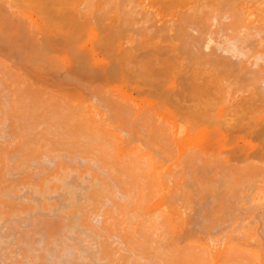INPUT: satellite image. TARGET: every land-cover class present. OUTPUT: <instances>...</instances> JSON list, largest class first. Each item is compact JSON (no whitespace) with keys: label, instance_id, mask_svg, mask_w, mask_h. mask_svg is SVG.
<instances>
[{"label":"bare ground","instance_id":"obj_1","mask_svg":"<svg viewBox=\"0 0 264 264\" xmlns=\"http://www.w3.org/2000/svg\"><path fill=\"white\" fill-rule=\"evenodd\" d=\"M123 1L124 2H122V1L119 2V3H124V4L118 5V7H119L118 8L116 6L118 4L117 3L118 0H106V1H102V0H0V7H2V9L0 10L1 15H3L2 14L3 9H5L4 11L5 12L7 11V13H9L13 17V20H15L14 18L17 19L14 22H16L18 20H22V22H20V24L25 23L22 25L23 27H25V29L24 28L22 29L21 28L22 26L20 27V25L18 24L19 25L18 28H21V31L19 29L18 30H19L20 34L21 33L24 34L27 32L28 36L26 34H24L22 36H24L26 38V40L29 41V39H30L32 41V47L31 48H33V49L31 51V54L33 56L35 55V57L29 58L30 55L26 56V54H25L27 52L24 53L25 56L22 55L23 53L21 54L23 56V57L21 56L22 60H23V58L26 57V59L29 60L30 63L31 62L33 63L32 66H33V69H35V71L33 70L35 73L33 71H30V68H29V71L33 72L34 75L33 74L31 75L30 72H28L30 75L26 74L25 71H27L28 69L24 70L25 68L23 66L15 67L16 64L14 61H13V63L15 65L13 63H12L13 65H12L11 64L12 60H11V62L7 60V58L10 60V57L7 56V58H6L4 53H2V55L4 54V56H3L4 58L0 55V126L2 125V127H3L5 125L4 127H6V129H5L6 131L5 130L4 131H5V133H7V135L5 134L6 135L5 136L4 132H3L2 135H0V137L1 136H2V138L8 137L6 139L0 138V217H1V215H3L2 213H4V211H5L3 209L1 212V208L5 207L7 209L6 206L7 205L9 206V204L11 205V208L14 211L10 210L11 208H9L10 207L9 206L8 207L9 209L7 210L8 213H6V214L4 213V215L5 216L10 215L11 216L12 214L9 213V211L10 212L12 211L14 213V216L17 214V212H19L18 214H19V216H21L20 215L21 211L16 210L15 209L16 207L14 208V206H18V205L20 206V204L23 203L22 201L26 200L27 198L24 199V197H22L19 193L18 195L24 199L23 200L20 198V200H21L20 201V200H18L19 199V197H17L18 195L16 196V193H14V190H17V189H15L16 188L15 184L17 183V180H15V181L12 180V177H13V175L15 176V174H16V176H18V175L20 176V174L17 171L20 172V170H22L23 172H25L24 174H27L28 170L30 169L31 171L34 172L33 174H38V177H37V175H34L38 178L37 181H35V182H34V180L36 179V177L32 176V177H34V179L32 178V182H34V183H32V182L30 183L31 177H29V176L32 173H30V175L28 177H26V176L29 173L27 175H24L25 176V177H23L24 180H23V178L22 179L20 178L22 181L19 179L20 182L18 180V183H17V185H19V183H20V186H18V187H20V189L17 187L19 190H21V187H23V186H21V182L24 183L23 181H26L29 178L30 181L26 182L25 184L29 183V185L27 184L28 186L27 185L26 186H27V188L28 187L30 188L31 193L34 191L35 193L33 192V194H36V193L41 194V192H43L42 190H44V192H46V193L48 192L47 195H49V192L52 190L53 186L51 185L52 186L51 190L48 189L49 191H47V190H45L44 185L48 184V185H46V188H49V183L50 184L53 183V185L55 183L56 186L61 185V187H62L63 184H60V183L65 182L64 180L67 176L65 177L64 175H66L67 173H70V174L73 173L72 175L73 176L75 175L76 178L79 175V177L82 179H84V177L86 175V176H88L87 179H89V181L87 179H84V181L85 180L88 181V182H86V184H88L87 188H90V193L89 194L87 193V192H89V189H88V191L86 192L87 195L86 194L84 195V197H85L84 200L81 198V200H83L82 203L80 202L81 200H79L80 206L78 208V207H76V205L79 204L78 200H77V202L72 200V198L74 197L73 194L75 191L72 192L73 194L69 192V194L67 196L71 195L69 198H71L72 196L73 197L70 200L67 198V201L69 200V202L71 201L73 203L74 202H76V203L75 204L71 203V207L68 208V210L66 208L65 209L67 211H70V213H72L71 216H73V217L75 216V213L77 215L78 214L80 215V216L76 215L78 217V219H76L77 217L75 216L76 218L74 217L75 219H74V221L73 220L72 221L75 222L74 223L75 225H77V224H78L77 226L80 225L79 226L80 228L83 227L84 229H81L83 231L87 228V226L90 225V224L88 225L87 222L89 221V219L93 213H94L93 216L95 215L99 219L98 220L96 217H94V218L92 217L90 219V221L92 220L94 222L95 218H96V222L97 221L99 222V226L96 223H91L92 221L90 222L92 225L95 224L94 229H96V230H94V229L90 230L91 237L93 235H95V236H94V238H90L88 240L86 239V241H85L88 244L89 243L93 244V242L95 240L96 245L93 244V248L94 247L96 248V246L98 244V247L96 248L97 250H95V248L94 249L92 248L93 250H95L94 252L96 253V255H95L96 258H95V256H93V259L95 258L97 262L94 259L93 260V261H95L94 263H97V264L98 263L99 264H264V158H263L264 153L262 154V152H261V150H263V149L257 150L258 146L260 148H264V144L262 142L263 139L261 140V144H259L260 139L262 138L261 135L264 136V134H263L264 131L262 132L261 131L262 127L259 126L260 129L256 130V132H258V134H260V133H262V134L261 135L257 134L258 137L255 136V132L254 133L250 132L251 129L253 131L254 128H256L258 126L259 122H261L259 125H261V124L264 125V108H263L264 107V92H263L264 90L260 91L259 87H258V85L261 84L260 89L261 90L263 89L262 86H264V85L262 83L264 82V79L261 76H259L263 79V80H261V79L259 80V77H257L258 73L263 76L262 73L264 72V65H262V63H264L263 62L264 61V53H261V52H264L263 51V49H264V31H263L264 10H263V7L261 5V4H264V0H262L263 2L260 0H258V2H257L255 0L256 3H258V5L257 4L254 5L255 4L253 2L254 0H252L253 4L251 3V0L248 3H246L247 0H244L243 2H245L246 4L243 3V5L241 4L242 0H240L241 3L239 2V0H238L239 3H237V0H235L236 1L235 3L233 2L234 0H232V1L231 0H229V1L228 0H222V1L221 0H188V1L187 0H154L157 2V4H156V2H154L152 0H148V1H151L150 5H149V3L146 2L147 0L146 1L144 0L147 7L144 5V1H142V0H135L137 2H140L141 4L134 2V0H132V2H130L131 0H128L130 3L126 2L125 0H123ZM186 1H187V3H186ZM190 1H191V3H188ZM214 1H216V2H214ZM230 1H231V3L234 4V6H237L236 3L239 5L241 4V5L240 6L238 5L239 7L236 8L237 9L236 10L235 7L233 6V4L230 3ZM152 2L156 5L155 6H154V4L152 5ZM158 2L161 5V7L158 6ZM183 2H185V3H183ZM249 3H251V5H249ZM139 4H140V7H139ZM244 4L247 6H245ZM151 5L154 6L153 10H152ZM230 5H232V7H234L235 11L232 10L233 8L230 9L231 8ZM252 5H254V6H252ZM148 6H151V7H148ZM248 7H250V10ZM253 7L254 8L256 7V9H258V12H259V8H260L261 14L260 15L258 14V15L260 17V20H262L261 21L262 24L259 23L260 20H258L259 18L257 17V14H256L257 10L255 11L256 15L253 14V12L255 10ZM137 8L141 9V11L143 13L140 12V10H138ZM148 8H150V9H148ZM154 8H156V9H154ZM158 8H161V9L163 8V10L158 9ZM251 8H253L252 9L253 12H251ZM159 10L162 12L163 15L161 14V12ZM144 12H145V14H144ZM134 13L135 14L137 13L138 17H140V15H142V17H140L142 22L137 17V14H136L135 18H138L137 19L138 22L136 21V19H134V21L131 22L132 17L130 15H132V14L135 15ZM98 15H100L99 18H101L100 23L102 22V20L104 21V23L102 22L103 23L102 25L100 24L101 27H100V25L96 24L97 22L95 19L100 20L97 17ZM120 15H121V17H124V16L126 17V18H124V20L127 19L124 21V20H121L122 18H119V19L117 18L120 22L123 21L122 25L117 19L115 22H113V20H115V18H113V17H118ZM128 15L130 16L131 20L129 18H127ZM109 16L112 18H110ZM8 17H10V16L4 17L6 19L5 20L6 22H4L2 20L3 17L1 16V20H2L1 22L2 23H0V25L4 24V23H6V24L9 23L8 26L7 25H5L3 27H2V25L0 26L3 28V29L0 28L1 32H2V30H6L7 27H10V23L13 22L11 20L12 17L11 18H8ZM108 18L112 21L110 22V20H108ZM211 19H212V21H214V19H216L215 21L217 22V24H216V22L214 23L216 25V26L213 25V26H215L214 28L212 26V22L210 21ZM106 20H108V22H105ZM128 20H129V23L130 22L132 23L134 30H135V28H138V29H136L137 31L135 30L137 35H135L134 32L133 33L131 32V35H128L130 33L125 35V32L126 31L128 32V27L125 26V28H124V25H125L124 23L126 21L128 22ZM7 21H9V22H7ZM117 21H118V23H120L117 27L120 26L119 28H121V26H123V28H121V29L116 28L117 30L113 29L114 25L112 26V24H115ZM139 21L141 22V25H140ZM257 21H258V23H257ZM14 22H13V27L15 28L16 27L15 25H17V24L14 25ZM17 23H19V21ZM135 25H137V26H135ZM209 25H211V26H209ZM104 26L106 27V29L108 28V30H109L108 32H107V30L105 32ZM107 26H109V27H107ZM110 26H112L113 28ZM129 27L133 29V27H131V25ZM188 27H189V30H195L196 35H194L193 31L189 32ZM210 27H212V29ZM4 28H6V29H4ZM14 28H11V30L9 28L7 29L8 31L10 30L13 32V35H11V36L9 35L8 37L12 38L13 36H15V34H17V33H14L15 30H12ZM97 28H99V29H97ZM100 29L102 30L101 31L102 33L103 32L108 33V34L103 33V35L105 34L104 39H103V37H101ZM124 29H127V30H124ZM159 29H162V30H159ZM253 29H255V30H253ZM18 30H16V31H18ZM22 30H24V32ZM77 30H80L81 32L77 31ZM113 30L117 31L115 33H120L119 38L123 37L121 41H120L121 38L119 39L120 43H123L122 44L123 46L121 44L119 45V43H118L119 41L117 42L115 40V39H118L117 38L118 36H116V34H114ZM119 30H121V31H119ZM251 30H253L255 32H253ZM6 31H3V33H5ZM110 31H112L113 33H111ZM138 31L140 32V34ZM170 31L171 32L174 31V33H171ZM175 32L177 33L178 40L174 39V37H175L174 34H176ZM216 32H217V34L219 32H222L223 36L221 37V39L219 37H217V35H215ZM78 33H80V35ZM207 33H208L207 39H206L207 44L208 43L211 44L210 43L211 39L215 40L217 38V40L218 39L220 40V41L215 40L216 43H215V45H213V48H215V51L216 50L220 51L219 52L220 54L218 53L217 57L220 55H223L222 52H224V55L226 56V58H228L229 56H230L229 58H233V59L238 57L239 61L241 60L240 62H242V63H240L238 60H236V61H238L239 64L237 62L235 63V60H234L233 63H228V65H230V67L227 65V67H228L227 68L226 64L224 63V60H223L225 58V56H224V58L222 57V59L220 58V60H219V57L216 58V56H215V60H214V57H212V55H210L209 52L208 53L210 56L206 53H204V56L205 55L209 56L210 59L205 58L206 56L205 57L200 56L203 59L202 58L200 59V57L198 59L197 58L193 59V57H197V56H194V54L196 55L197 53H199V52H197V53L194 52L195 49H194V51L191 50L193 48L192 43H194V44L196 43L193 41H197V39H199L201 36H202L201 38H203L204 34L206 36ZM250 33H252V34H250ZM254 33L255 34L257 33L258 35L256 34V36H259V37L257 38L254 35ZM8 34H9V32H8ZM8 34H4V35H0V36L3 37V36L8 35ZM82 34H83V36H82ZM212 34H214V35H212ZM219 34H221V33H219ZM163 35H165V36H163ZM166 35H169V37H171V35H174V36L171 38H166V37H168ZM53 36H54V39H55V36H57L56 37L57 40L60 37L59 40L61 42L63 40L66 43L68 42V44L67 45L65 44L66 46H64V48L67 47L66 50L68 53H65L64 52L65 50L64 51L62 50L64 48H62L61 45H59V44L57 45L58 42L56 43V41H57L56 39H55L56 41L54 39L50 40V38H52ZM125 36H127L126 41L128 43V46L125 43L127 46V49L124 51L122 49H125V48L121 49V51L123 52V53L121 52V54H123V55L121 56L122 58H119V61H121L120 64L122 66H120V68L122 67V69H120L121 71H119V72H121L120 75H122V73L124 75H127V74H125L126 72H124L123 70L127 71V73L132 72L131 73L132 79L130 78L131 77L129 75L130 73H128V75H127L128 77L130 76L129 78L131 80L130 79L128 80V82L130 81L129 82L130 84L126 81L127 82V83L125 82L126 86L125 85L121 86L123 84V82H121V84L119 82L118 83L114 82L113 85H111V84L106 85L105 83L110 81V80H108V81L106 80L105 83L103 82L104 84L102 83L103 85H106L105 87L103 86L104 88L102 87V85H98L97 84L98 82L97 83L95 82L96 84H93L94 82L92 84L89 83L91 85L86 83V85H88V87H87L84 84L85 81L82 78H79L80 76L79 77L74 76L73 71H75V70L71 69V71H70V70H68V68L67 69L63 68V70H60L61 67L65 66V68H66V67H70L71 65L74 66L75 64L76 65L79 64L78 66L80 68L81 65H83V63H82L83 60H81L80 58L84 54V56H85L84 59L87 60V58L90 57L91 61L89 60L90 62L88 61V63L89 64L91 63L90 66L91 67L95 66V68H96V66L98 67V65H100L103 62L104 63L106 62L105 67L107 68V65L114 63V61H115L116 67H118V69L116 70L117 71V78L118 77L120 78V75H118L119 74L118 73L119 66H117L120 64L117 61L118 58H116L117 57L116 55L120 51L119 50L120 47H125V44H124L125 40H123V39H125L124 38ZM162 36L164 39H167V40H164L162 38ZM213 36H216V37H213ZM249 36H251V37H249ZM254 36H255V39H254ZM27 37H29V38H27ZM106 37L107 38L111 37L112 38V39L110 38L111 41L109 40V38L107 39ZM4 39H6V37H4ZM8 39H10V38H8ZM103 40L105 41V43ZM107 40L109 41L108 43H106ZM113 40H115V41H113ZM213 40H212V42H213ZM252 40H254V42ZM5 41H7V39ZM54 41L56 43V46H58V47L61 46V51H63L65 54L60 55L59 54L60 51L58 52V54L49 51L50 50L49 48L52 49V46L51 47L49 46V42H51L52 44H55ZM60 41H59V43H60ZM234 41H238V43L235 42V44H234ZM240 41L243 43L244 42L247 43V45L244 43L245 44V46H244V44L242 43L244 46V47H242V44ZM247 41L249 43H251V42L252 43L250 45H248L249 43ZM8 42H9V40H8ZM12 42L14 43V41H12ZM25 42H27V41H25ZM185 42H190L191 44L185 43ZM219 42L221 44H219ZM256 42H257V44H256ZM15 43H16V41H15ZM15 43L11 44L10 47L12 49L16 45L19 44V43L18 44H15ZM97 43H98V46L101 45L100 49H103V47L106 48L110 45L111 48L108 47L109 51L107 48L106 49L104 48V50H103L104 54L106 51L112 52L114 49H116L117 46H115V44L119 45V48H117L118 51L116 50L117 53H115L116 52L115 50H114V52H112L113 54L111 53V55H112L111 59L108 57V56H111L110 54L107 55L108 53L106 52L107 53L106 55H102V52L100 53V51L98 50L99 51L98 53H100L102 55V57L103 56L108 57L107 61H104V59H102V57L99 58L98 57L99 55L97 56V50L96 51L94 50V48L98 49L97 48L98 46H94V45H97ZM110 43H112V44H110ZM113 43H114V45H113ZM130 43L136 44V45L129 46V45H131ZM239 43L241 45L238 46ZM253 43H255L256 46L252 45ZM25 44H27V43H25ZM29 44H27L26 46L29 47L28 46ZM62 44H63V42H62ZM13 45H15V46L12 47ZM112 45H113V47H112ZM182 45L185 47H182ZM190 45H192V46H190ZM56 46H54V47H56ZM70 46H71L72 50H71ZM163 46L166 48H162ZM178 46H180V47L178 48ZM186 46H189V47L187 48ZM247 46H249V47L255 46V47H253V48L248 47L250 49L248 51ZM258 46H259V48H258ZM22 47H20L19 50ZM27 47H25V48L30 49ZM136 47L138 50L134 49ZM190 47H192V48H190ZM218 47L220 48V50H218L219 49ZM140 48L142 50H144V51H142V53L147 52V53H145V55H147V56H143L144 53H143V55L142 54L137 55ZM159 48H160L161 52L164 50L162 52L163 55L160 53ZM185 48H187V50L190 48L189 49L190 53H192V51L194 52V53H192V55H193L192 58H190L188 60H187V58L184 59V61H186V60L189 61L188 63L185 62L187 65L184 64V61H182L183 58L181 56H183L184 58L185 57L189 58L190 56L181 55L184 53L179 54L181 52L179 49L184 50ZM195 48H197L196 50H198L197 46ZM256 48L259 51H256ZM261 48H263V49H261ZM14 49L16 50L17 46ZM23 49H24V47H23ZM152 49H154V50H152ZM157 49L159 51L158 53L156 52ZM177 49L180 52H178ZM221 49H223L224 51H222ZM20 51H22V49ZM24 51H25V49H24ZM151 51L153 53L156 52L160 56H158L155 53L148 55V53H151ZM213 51H214V49H213ZM213 51L211 50V53ZM226 51H229L231 54L229 55V53H227ZM1 52L2 51H0V53ZM29 52L27 54H29ZM185 52H188V51H185ZM225 52L227 54H225ZM78 53H82V54H78ZM135 53L137 55L136 60H138V61L135 60V63H133L132 60L135 59V57H134ZM139 53H140V51H139ZM213 53H215V52H213ZM67 54H70V55H67ZM185 54H187V53H185ZM232 54H234V56L235 55L236 56L233 57ZM251 54H252V56H250ZM80 55H81V57H80ZM36 56H38V57H36ZM71 56L77 57V60L79 59L80 61H77V63H76L75 62L76 59H73V57H71ZM39 57H41L40 60H42V62L43 61L46 63L50 62L51 65L48 64V66H50L51 70L53 68V70L55 71L56 67L59 64L58 67H60V66L61 67L59 69H57V72L64 71L65 73H67L66 72V70H67L71 74H73L69 78L73 77L75 79V77H76V78H79L80 80H83L82 84H84V86L87 87V89L85 87V92L88 89L90 91L91 89L89 86H92V85H93L92 87H94L93 89H95V90H93V89L92 90L98 92L96 94L99 95L103 91L101 96L104 94L103 95L104 97L102 96L101 98L103 100L102 99L101 100L103 101V103H104V100L106 98H107L106 100H109L108 104L106 103L107 101L105 102L106 105L103 104V108H104V106L107 108V105H109L108 109H109L110 105H112L111 106L112 108H114L116 105H120L121 107H122V105H124V106L126 105L125 106L126 108H123L125 110L121 111L122 110L121 108H120L121 110L118 109L120 106L119 107L116 106L115 107L116 111H114V109H113L114 112L112 110L108 111L107 109H105L106 110V112H105V110L101 107L102 103L99 102L100 98L97 96L95 97V94H90V95H92V96L94 95L93 97L96 98V99L94 98V100H96V101L98 100V103H100L99 104L100 108H99L98 104H96V101L92 100L93 101L92 102L91 100H88V97H85V96H79V95L75 96L74 95L75 92L72 91L71 89H69V90L74 92L73 95H72V92L70 94L66 90H65L66 92L61 90L64 87L62 88L59 85H58L59 89L52 87L53 84L49 85L51 81H48V78L45 80L46 82L48 81L47 83H49V84H47L44 80H42V77H38L42 72L41 67L45 65L44 63H43L44 65H42L40 63V65H42V66H40L38 64ZM118 57H120V54H118ZM131 57L133 59H131ZM138 57H139V59H137ZM211 57L213 58V61H211L212 60ZM226 58H225V60H226ZM238 58H236V59H238ZM130 59H131V61H130ZM216 59H218L219 61H217ZM86 60L84 61L85 63L87 62ZM108 60H109V62H108ZM227 60H232V59H227ZM227 60H226V63H227ZM54 61L57 62L58 64L52 66L51 62L56 64ZM111 61H113V62H111ZM247 61H249V62H247ZM252 61H253V66L251 64ZM74 62H75V64H74ZM243 62H246V63L244 64ZM27 63H28V66H30L28 61H27ZM88 63H86L84 66H82V67L86 66V68H84V71L86 70L85 73L83 71V68H82L81 73H83V75L87 74V76L89 78V76L93 77V75H91L92 73H90V72L93 71V74H94L95 68H94V70H92L93 68L88 66L87 65ZM247 63H249L251 65L248 66ZM237 64H238V67L242 66L245 68L241 67L239 70L236 69V72H235L236 75H237L238 71H241L238 73H242V74H238L237 76L234 74L235 77H233V73H234L233 71H235V68H238ZM242 64H244V65H242ZM76 65H75V67H76V69H78L77 68L78 66H76ZM22 67H23L24 71L20 70V69H22ZM75 67H72V68L74 69ZM110 67H111V65H110ZM110 67H108V70H110ZM231 67H235V68H231ZM252 67H254V68H252ZM39 68H40V70H39ZM47 68L49 69V67H47ZM88 68H89V70L91 69V71H89ZM114 68H115V66H114ZM229 68L233 69V71L230 70L231 71L230 74H232V77L229 74V71H228ZM248 68L250 69L251 73H252L251 70H253V72H255V70H256V72L254 74L257 73L256 74L257 76H253L254 74L252 75L250 72H249L251 74V75L249 74L250 77H249V75L247 76V74H245L243 71H245L247 73ZM98 69H100V68H98ZM163 69H164V71H162ZM246 69H247V71H246ZM78 70H77V72H78V74H80L81 69L79 71ZM96 70H97V68H96ZM103 70H106V69H103ZM113 70L114 69L110 70V73H111V71L113 73ZM257 70H258V72H257ZM39 71H41L40 74L38 73ZM98 71H97L98 74L95 73L97 77L99 75L101 76V73H102L101 70H100V74ZM165 71H166V73H165ZM227 71H228V73H226ZM57 72H56V74H57ZM69 72H68V75L70 74ZM77 72L75 71V74ZM86 72H88L90 74H88ZM103 72H105V71H103ZM162 72H164L165 74L164 73L162 74ZM63 73H61V74H63ZM112 73H111V75H112V77H114L116 74H112ZM114 73H115V71H114ZM243 73L245 74L244 81H245V79H247L245 81L247 84L246 85H244V83L242 84L244 86L240 85V81L243 80L242 79V77H243L242 75H244ZM106 74H107V70H106L105 75ZM166 74H168L169 76ZM228 74L230 75L231 78L228 76ZM35 75H37V76H35ZM57 75H60V74H57ZM66 75L67 74H65V76ZM102 75H103V73H102ZM124 75H123V78L125 77ZM43 76H44V74H43ZM128 77H126V78L128 79ZM140 77H142L143 79H141ZM166 77H167V79H166ZM179 77L182 79L181 84H180ZM139 78L141 80H139ZM160 78L162 80V83H164L166 86V88H165V86H163L165 89L162 86L159 87L163 93L160 91V89H157V87L161 85ZM168 78H170L169 80H171V81L168 82L166 85L165 81H169ZM177 78H178V80H177ZM256 78H258V80ZM43 79H45V78L43 77ZM86 79L87 78H85V80ZM50 80H51V78H50ZM75 80L77 81L78 79H75ZM75 80H73V81L76 83ZM80 80H78V81L80 82L79 86L81 87L83 85H81ZM132 80L137 81V83L141 82L140 84L142 86L140 84H139L140 85L139 86L136 82H135V84H132L131 83ZM148 80L152 84H154V82H155V85L157 83L159 84V82H160V84L158 86H156V88H153L154 86H152V84H151L152 87L150 88V84H149L150 89H147L148 84H146V83H149ZM175 80H177V81L175 82ZM73 81H71V82H73ZM78 81H77V84H78ZM119 81H121V80H119ZM101 82L99 81V83H101ZM259 82H261V83H259ZM116 84H118V85H116ZM164 84H162V85H164ZM176 84L177 85L180 84L184 88L181 87L180 85L176 86ZM54 85H56V84H54ZM96 85L101 87V88H99L101 90V93H100V91H97L98 87H96ZM129 85H131L132 87ZM134 85L138 86V87H136L137 89L134 87ZM144 85L146 88L144 87ZM58 86L56 85V87H58ZM127 86H129L131 88L134 87L133 91L136 89L135 93H136V91L139 90L137 92V94H141L139 92H146L147 91L146 97L143 96L144 98H142V97L139 98L140 97V95H139V97L136 98V94H135V97H134V95L132 96L131 95L132 93L129 94L131 91L130 92L127 91V88H129ZM66 87H67V85H66ZM168 87L171 89V90L169 89L171 91V93H173V95L175 94V96H176V93H178L179 89L180 90H181V88L184 89V92H186L187 95H185V93H183L182 90L181 91L179 90V93H180L179 95H181V97H183L185 95L184 98H188V96H189L188 100L185 99L186 100L185 101L178 94H177L178 97L176 96L177 98L172 96V94H170V91L168 90ZM176 87H178V89ZM179 87H181V88H179ZM143 88L146 90L144 91ZM81 89H82V87H81ZM130 89H128V90H130ZM166 89H167V91H165ZM67 90H68V88H67ZM79 91L78 92L76 91V92L79 93ZM149 91H150V93H151V91L153 93L150 94V93H148ZM172 91H174L175 93ZM154 92H155V94H154ZM164 92L166 95L170 94L171 97H173L174 99H177V101L174 102L175 100L171 99V97L169 98L168 95H167L168 96L167 97L164 94ZM181 92H182V94H181ZM80 93H83V92L81 91ZM161 93H162V96H161ZM148 94H150L149 98L147 97ZM143 95H145V93ZM164 95L168 99H166ZM154 96L157 97V100ZM93 97H92V99H93ZM179 97L181 98L179 100H183V102L185 101V103H188V101H189L190 103H188V104L184 103L183 105H185V106H182L183 102L179 103L180 102L178 100ZM152 98H155V99H152ZM158 98L159 99L164 98V100L165 99H166V101L168 100V103L166 101H164L163 99L159 100ZM170 100H172L171 103L173 105L170 104ZM94 102H95V104H94ZM257 103H261V104L258 105ZM113 105H115V106L113 107ZM247 105H249L250 107ZM254 105H256V106H254ZM261 105H263V106H261ZM251 108H252V110H251ZM121 112H123V115L121 114ZM118 113H119V115H122V117L123 116H125V117L121 118L118 115ZM116 114L119 117L116 116ZM115 116L118 117L120 119V121L118 120V118L116 119ZM114 118L118 122L122 123V125L120 123H118ZM122 119H124L125 121L124 120L122 121ZM126 119H127V123H126ZM199 119L201 120V123L199 122L200 121ZM242 120H244V123L246 126L249 125V123H251V125L253 123L252 126L251 125L247 126L248 128L251 127V129L248 130V128L246 127V129L250 133L247 135V132L246 133L244 132V135L246 134V138L249 139L250 137H247V136H251L252 134H254L253 138H254V136L257 137L255 139H258L257 143L259 142L258 146L254 143L255 139H253V142H252L251 138H250L251 140L249 139L250 141L246 138H245V140L242 138L241 142L243 144L240 145L241 142H238L240 146L236 145L237 144L236 141L239 140L238 139L239 138V135H238L239 132L236 135L238 137L237 139L233 137V134H236V130H235L236 125L239 128H240V126L243 128L244 124H241ZM245 120H247L249 123L247 122L248 123L247 124L245 122ZM206 121H209V122H206ZM134 123H136V124L139 123L138 127H137L139 129H137V130L135 129L136 127H134L135 126ZM255 123H257L256 127H255V125H256ZM123 124H124V126H123ZM129 124L131 127L126 126ZM131 124H134V125L132 126ZM140 124H141V126H139ZM231 126H233V128L235 130V133L232 132L233 133L232 137H233V139L236 140V141H234L232 139L234 141V145L232 144L233 147H229V146H231L230 144L233 143V141L231 140V132H229V129L231 128ZM2 127L0 129H2ZM4 127H3V129H4ZM132 127L135 130H131ZM141 128L143 130H141ZM239 128H238V131H239ZM242 128H241L242 133H243V131H247V130H244V128L243 129ZM3 129H2V131H3ZM226 129H228L229 136H228V132ZM232 129H230V130H232ZM144 130L145 131L147 130L146 133ZM224 130H226L227 134L224 132ZM234 130H232V131H234ZM135 131H136V133H135ZM130 132H133V134L131 133L132 137L128 136V135H130ZM138 132H141L142 135H145V136H143V138L146 136L148 138L141 140L140 138L142 135L138 136V137L136 136V135H138ZM147 132H150V135H149V133L147 134ZM0 134H1V132H0ZM226 135L228 137H226ZM244 135L242 134V136H244ZM126 136H127V138H126ZM150 136H153L154 138L153 137L150 138ZM128 137L132 138L131 140L136 141V142H131L129 140L130 138H128ZM133 137L136 138V140ZM229 137H230V140L228 139L229 141L227 140L228 142H226L225 138H229ZM211 138L213 139V141ZM143 140H144V142H143ZM139 141H140V143H139ZM229 142H231V143L229 144V146H227ZM252 145H256L255 147H257V148H255V149H256V152L259 156L255 155L256 152L254 154L255 156L253 155L254 151H252L251 149H253L254 146L252 148ZM242 146L246 149L245 150L243 148L245 151H243V149H241L242 151L239 150L240 147H242ZM247 148H250V151ZM235 149H236V151L238 150L239 152H242L243 154L245 153V155H243L244 157L240 156V155H242V153L237 154L238 151L236 153L234 151ZM255 149H253V150H255ZM247 150L249 151V155H251V157L247 155L248 154ZM258 151H260V154ZM246 152H247V154H246ZM65 155L68 156V158L66 157V159H64ZM158 155H160L161 157L163 156L162 158H164V160L161 157H159ZM260 155L263 157H260ZM235 156H237V157H235ZM252 156H254V157H252ZM256 156H258V157H256ZM79 157L82 158L81 164L84 162L85 166L87 167L84 170H83L84 165H81V166H83V167H81L80 163L76 162L78 160L77 158H79ZM259 157L261 159H258ZM45 158H47V159L50 158L49 159L50 163H49V161L44 162V160L47 161V159H45ZM69 158L70 159L72 158V159L70 161H66V162H68V164L74 162L75 159H77L75 161L76 163L74 162L76 166H69V165H67L66 162H64L65 160H68ZM262 158H263V160H262ZM40 159L41 160L44 159V160L39 161ZM62 159H64V160L62 161ZM36 160H38V161H36ZM30 161H31V163L32 162L35 163V167H36V164L38 162V164H39V166H37L38 169H36V168H34V169L38 170L39 173H38V171L31 169V167H33V166L29 167ZM51 161H54V162H51ZM80 161H81V159H80ZM39 162H41L42 164ZM43 163L44 164L49 163L50 165L52 163V166L54 165L53 171L52 172L49 171V170H52L51 169L52 167H50V169H49L48 168L49 165H48L47 166L48 170H46V171H49V172H48V174L44 173L45 169L42 170V166H41V165H44ZM86 163H88V164L90 163V165H93L94 168L91 166H87ZM77 164H79V165H77ZM46 165H44V166H46ZM78 166H80L79 168H82V169L80 170L78 168ZM88 167H91L93 169H95V167H96L95 170L99 169L100 172H98V170L92 171L93 169H90ZM254 168L256 169V171H252ZM12 170H15V171H13L14 173L12 172L13 175H11L12 176L11 177L10 174H11ZM22 171L20 172L21 174H23ZM15 172H17L18 175ZM255 172H257L259 174L256 173V175H254ZM7 175L10 176L9 178L11 181H8L9 178ZM61 176L62 177L64 176L63 177L64 180L62 178V181L59 180V179H61ZM14 179H18V177L14 178ZM81 180H79V181L81 182ZM4 181H6V182H4ZM59 181H60V183L58 184L57 182H59ZM7 182H9V184L11 182V185L14 184L13 188L11 185L9 186ZM246 183L251 184V185H256V187L255 186L250 187V185H247ZM5 184L7 185V187ZM25 184H23V185H25ZM243 184H245L244 185L245 187L243 186ZM55 185H54L53 189L55 188ZM64 185H66V183H64ZM89 185L91 187H89ZM26 186H25V188L23 187V189H26ZM58 186H57L56 190L57 189L60 190L61 187L58 188ZM68 186L71 188L70 185H68ZM68 186L66 185L65 187H63L64 191H65V188L67 187V189H66L67 193L69 190H71V191L73 190V189H70ZM246 186H249L248 187L249 189L254 188V187L255 188H254V190L252 189L253 190L252 191L251 189L250 190L247 189ZM4 187L7 190H4L5 189ZM43 187H44V189H43ZM68 188H69V190H68ZM242 188L245 190L247 189L248 191H250V193L247 194L248 191H246L245 194H242L241 193V191L243 190ZM12 189H13V191H12ZM8 190H11V192L14 193V194L12 193L13 197L16 196L18 199L16 197L15 198H16V200L21 202L20 204H19V202H15L16 200H14V199L13 200L17 205H15L14 202H8V199L11 198V197H9V194L11 195V193ZM19 190H17L16 192L18 193ZM26 190L28 191V189H26ZM38 190H41V192L40 191L36 192ZM245 190H243L242 192L244 193ZM3 191H5V192L3 193ZM7 191L9 193H6ZM44 192L41 195H44ZM52 192H53V190L51 191V193ZM202 194L211 195L212 196L211 202H213L215 205L211 204L210 207H212V205H213V206H216L218 208L214 207V209H213V207H212L211 210L206 208V206H204L205 207L204 208L202 205L204 203V201L200 205L199 201H202L201 200L202 197L200 199V197L199 196L197 197V195H202ZM2 195H3V197H2ZM4 195H6L9 198H5L6 196L4 197ZM209 195H206V197H208ZM195 196H196V198H195ZM203 196H204L203 199H206L205 195H203ZM210 197H208V199H210ZM235 197L240 199V202ZM193 198H195V200H196L193 203L194 206L196 205L195 208L198 207L199 205L202 206L200 208L202 209L203 213H201V209H200V212L198 211L199 213H201L200 215L198 214L197 211H195V212H197V214L193 211L192 207H194V206L191 203L194 200ZM4 199L5 200L7 199L6 200L7 202ZM29 199H30V197L28 198V200ZM221 199L224 200V202H223L224 204L222 203ZM228 199H230V200L233 199V202L235 204L236 203L239 204L238 205V207L240 206L239 208H241V206H242V208H244V209H240L241 211H239V210H237V209H239L237 207V209L235 210L237 215H236V213H234L235 215L234 214L232 215V212H234V209H235L234 208L235 204H233L232 202L229 201L230 203H232V206H234V207H232L233 209L230 208L231 204H228L229 207H228V205L226 206V203H228ZM234 199H235V201H234ZM28 200H26V201H28ZM31 201H33V199ZM65 201H66V199H65ZM67 201H66V203L68 205ZM236 201H238V202H236ZM3 202H4V204H3ZM5 202H6V204L7 203L8 204L6 205ZM29 202H30V200H29ZM43 202H45V201H43ZM195 202H197V204L199 202V205L197 206V204H195ZM207 202L209 203V201H207ZM11 203H13V204H11ZM33 203L37 204L35 201H33ZM33 203H31V204L33 205ZM208 203L206 205L210 204V203L209 204ZM72 204L74 205L73 208H72V206H73ZM3 205H4V207H3ZM12 205H14V206H12ZM25 205H26V209H24V210L21 209V210H23L22 212H24L25 210L28 209L27 205L30 206V203L29 204L25 203ZM33 206H35V205H33ZM40 206H43V207L41 208ZM46 206L47 205L44 206V203H41V205H39V207H40L39 209L42 210V209H44V207L47 208ZM69 206H70V204L67 207H69ZM246 206H247V208H245ZM250 206L254 210L249 208ZM21 207H23V206L21 205L20 208ZM49 207H51V204H49ZM223 207L226 208V210L227 209L230 210V212L232 211L230 213L231 216L230 215L227 216L228 215L227 211ZM20 208H18V209H20ZM31 208H32V206H31ZM31 208H30V210L33 211L34 209H31ZM257 208H259V209H257ZM36 209H37V207H36ZM49 209H48V212L51 210V209L50 210ZM245 209H246V213H244ZM260 209H261V212L259 211ZM30 210H28V211H30ZM66 210H64V211L67 212ZM191 210L196 215H199L201 217V219H203V221H201V228H203V226H204V225L202 226V224H204L202 222H206L205 223L206 226L209 227V225H207V224L210 223L211 220H212V222L210 225H213V222H215V224H217V221H218L220 226L223 224L225 225L224 227H222L223 232H222V230L221 231L219 230L220 232H217L215 234V236H214V234L208 236L207 235L208 232L206 233L208 228H204L203 233L206 230L205 231L206 234H203L200 231L202 233V238L198 237V233L195 234V235H197V238L193 234H192L193 236L191 235L192 232L189 234V231H192L193 230L192 228H194L193 222H188V221H191L189 219L191 217H193V215H194V214H192L193 212L191 213ZM221 210L226 211V212H222ZM237 211H239V212H237ZM242 211L244 214H247V215L243 216ZM249 211L253 216L258 211L257 217H259V219L261 218V220H259V219L256 220V218H257L256 215H255V217H253L249 213ZM251 211H255V214H253ZM262 211H263V214H262ZM15 212H16V214H15ZM26 212L27 211H25V213ZM205 212L207 214L206 218H208L209 221H208V219L206 220L205 217H202V216H205ZM259 212H260V214H259ZM67 213L64 216H66ZM224 213H225V215L227 214L226 217H224ZM189 214H191V217H189ZM202 214H204V215H202ZM17 215H16V219H17ZM248 215H250V217H248ZM259 215L263 216V217H260ZM5 216H4V218H5ZM67 216H70V215H67ZM71 216L68 217L69 220H70ZM221 216H223V217H221ZM245 216H246L247 220L246 219H240V218H244ZM251 216L253 217V220H252ZM188 217H189V219H188ZM11 218H12V220L13 219L15 220L14 217H11ZM220 218H221V220H220L221 222H219ZM223 218H225V219H223ZM229 218H232L230 221H232L235 218H236V220L235 221L233 220L232 223H230V222H228ZM7 219L11 220L8 217H7ZM216 219H218V220L216 221ZM226 219H227V222H226ZM254 219L256 221H254ZM262 219H263V221H262ZM222 220L223 221L225 220V221L223 222ZM242 220H244V221H242ZM63 221L61 222V229H62V226L65 227L64 225L67 224L66 223L67 220L63 219ZM76 221L78 223H76ZM236 221H239V222H236ZM259 221H261V223L263 225ZM43 222L45 225L46 220ZM48 222L49 221H47V225H50V224H48ZM256 222L260 223L261 225L257 226ZM49 223H51V222H49ZM62 223L64 225H62ZM189 223H191L193 225V227ZM226 223L230 224V225L228 224L227 228H226ZM41 224H42V228L43 229L45 228V230H47V232H48L49 231L48 229H50V227L48 229H46L47 227H44L43 223H41ZM68 225H69V222H68ZM68 225H66V228ZM51 226L54 227L55 229L57 227L60 229V227H59L60 225L59 226L51 225ZM91 226H89V227H91ZM220 226H219V228H221ZM36 227L38 229V226H34V228H36ZM188 227H190L189 228L190 230H188ZM258 227H260L261 229ZM34 228L33 229L31 228V230H28V232L26 230L27 234L28 233L30 234L31 232H32L31 234H33L32 230H34ZM92 228H90V229H92ZM37 229H35V230L37 231ZM61 229H60V231H61ZM35 230H34V234L36 232ZM45 230H43V231L46 233ZM51 230H50V232H48V235L49 236L51 235V236L47 237V238H49V241H51V239L54 240V238H55V235H54V238H51V237H53L52 235L55 234V232L52 234V232L54 231L53 228ZM88 230H89V228H88ZM68 231L69 230L67 229V232ZM185 231L188 232V234L186 232L187 236H185ZM44 232H39V233L42 234V236H43V234H45ZM61 232H63V231H61ZM64 232H66V229L64 230ZM67 232L65 233L66 235H67ZM83 233H81L84 235L83 239H85L86 237L88 238L90 236L89 234H88L89 236L88 235L86 236V232H83ZM87 233H89V232L87 231ZM201 233L199 234V236L201 235ZM62 234L63 233H61L60 235H62ZM68 234H71V232H69ZM45 235L47 236V233ZM189 235H191L192 237ZM204 235H206V236H204ZM63 237H65V236H63ZM63 237H62V240H63ZM67 237L68 236H66V238ZM40 238H39V241H40ZM60 239L58 238L57 240L59 241ZM62 240H61V242L64 243ZM67 240H69V239L67 238ZM42 241H40V246H42V248H43V246L48 242V240L46 243L43 241L45 244L44 243L42 244ZM58 241H55V242L57 243ZM87 241H90V242H87ZM52 242L54 243V241H52ZM61 242L59 241V243H61ZM65 243L68 246H70L69 243H71V242L68 243V241H65ZM86 243L85 244L83 243L84 247H86L88 245V244L86 245ZM61 244H59L58 246H60ZM92 244H91V246H92ZM50 245L51 244H49V248H50ZM67 245L64 244V247L66 250L69 248V247L67 248ZM55 246H57V245H55ZM88 246H87V248H88ZM91 246H89V248ZM46 247H47V245H46ZM32 248L34 249L36 247H32ZM32 248H29L28 251H30V249L32 250ZM60 248H61V246L59 248L56 247V249L59 251H60ZM72 248H74V246ZM72 248L71 249L69 248V250L67 251V253L70 252L69 254L71 255V257H72V254L75 253L74 252L71 254L70 250H73ZM38 249L42 250L41 248H39V245H38ZM40 250H39V252L41 253ZM75 250L76 249L74 248V251ZM77 250H79L78 247H77ZM50 251H52V250H50ZM37 252L38 251H36V254H33L35 252H33V253L31 252L32 256L35 255V257L38 258L39 256H36ZM42 252H43V250H42ZM47 252H45V253H47ZM61 252H63L62 248H61ZM61 252L59 254H61ZM64 252H66V251H64ZM45 253H43V255ZM77 253H79V252H77ZM48 254H50V252H48ZM59 254L58 253L56 254V252H55L54 256L52 255V257H55L56 255L64 256L63 253H62V255H59ZM64 254L67 256L66 253H64ZM81 254H83V253H81ZM38 255H39V253H38ZM76 255H78V254H76ZM44 256H43V258H44ZM69 256H67V257H69ZM73 256H74V258L76 257L75 254ZM21 257H22V255H21ZM26 257H28V256H26ZM46 257H47V260L49 262V259H48L49 256L47 255ZM67 257H65V258H67ZM82 257H83V255H81V260H82ZM85 257L86 256L84 255V258ZM29 258H31V256ZM43 258H42V260H43ZM78 258H80V257H78ZM84 258H83V262L86 261V260H84ZM24 259L21 261H24ZM38 259H36V260L38 261ZM50 259H51V256H50ZM69 259L73 263L72 258H69ZM47 260H46V262H47ZM55 260H57V259H55ZM55 260L53 259V262ZM59 260H61V259H58L57 264H59ZM70 260H69V262H70ZM76 260H78V259H76ZM76 260H74V263ZM25 261L27 262L28 258ZM37 261L34 262L33 264L38 263ZM51 261L52 260H50V264H51ZM26 262H23V263H26ZM11 263L15 264V262H13V261H11ZM78 263H80V262H78ZM78 263L76 262V264H78ZM27 264H29V263H27ZM43 264H46L44 260H43ZM47 264H49V263H47ZM53 264H56V263H53ZM60 264H62V263L60 262ZM64 264H68V263L65 262Z\"/></svg>","mask_w":264,"mask_h":264},{"label":"rangeland","instance_id":"obj_2","mask_svg":"<svg viewBox=\"0 0 264 264\" xmlns=\"http://www.w3.org/2000/svg\"><path fill=\"white\" fill-rule=\"evenodd\" d=\"M102 1H106V0H102ZM121 1L124 2L123 0H118V2H117L118 4L116 5L117 7H118V5H120V4H121V5L124 4V3H119V2H121ZM125 1H126V2H129L128 0H125ZM142 1H144V0H142ZM145 1H146V0H145ZM145 1H144V5L146 6ZM152 1H154V0H152ZM187 1H188V0H187ZM187 1H186V3H187ZM221 1H222V0H221ZM228 1H229V0H228ZM231 1H232V0H231ZM231 1H230V3H231ZM243 1H244V0H242V3H241V1L239 0V2H240L242 5H243V3H245V2H243ZM249 1H250V0H247L246 3H248ZM256 1L258 2V0H256ZM256 1H255V0L253 1V2L255 3L254 5H256V4L258 5V3H256ZM260 1H262V0H260ZM260 1H259V2H260ZM126 2H125V3H126ZM130 2H132V0H131ZM130 2H129V3H130ZM134 2H137V1L134 0ZM134 2H133V3H134ZM146 2L149 3V5H150V2H151V1H148V0H147ZM154 2H156V1H154ZM214 2H216V1H214ZM217 2H218V1H217ZM233 2L235 3L236 1L234 0ZM239 2H238V0H237V3H239ZM262 2H263V1H262ZM262 2H261V3H262ZM137 3H140V2H137ZM137 3H136V4H137ZM183 3H185V2H183ZM188 3H191V1L188 2ZM237 3H236L237 6H234V4L231 3V4H233V6L235 7V9L238 8V7L241 5V4L239 5V4H237ZM246 3H245V4H246ZM251 3H252V0H251ZM251 3H249V5H251ZM127 4H128V3H127ZM140 4H141V3H140ZM140 4H139V7H140ZM142 4H143V3H142ZM153 4H154V3L152 2V5H153ZM156 4H157V2H156ZM156 4H154V6H155ZM245 4H244V5H245ZM252 4H253V3H252ZM147 5H148V4H147ZM152 5H151V6H152ZM238 5H239V6H238ZM254 5H252V6H254ZM261 5H262L263 10H264V4H261ZM261 5H260V6H261ZM124 6H125V5H124ZM124 6H123V7H124ZM142 6H143V5H142ZM142 6H141V7H142ZM151 6H148V7H151ZM154 6H152V10H153V7H154ZM158 6L161 7V5L159 4V2H158ZM230 6H231L230 9L233 8L232 10L235 11L234 7H232V5H230ZM230 6H229V7H230ZM245 6H247V5H245ZM136 7H137V6H136ZM146 7H147V6H146ZM156 7H157V6H156ZM256 7H257V6H256ZM256 7H255V8L253 7V8L255 9L254 12L252 11L253 8H251V12H253V14H255V11L257 10L256 14H257V17L259 18L258 20H260V17H259V15L261 14V13H260V8H259V12H258V9H256ZM118 8H119V7H118ZM248 8H249V10H250V7H248ZM1 9H2V7H0V10H1ZM137 9H138V8H137ZM148 9H150V8H148ZM154 9H156V8H154ZM158 9H161V8H158ZM261 9H262V8H261ZM4 10H5V9H3V11H2V14H3V15L0 14V23H2V22H1L2 20H3L4 22H6V21H5L6 19H5L4 17H6V16H10V17H8V18H11V17H12L9 13H7V11L5 12ZM138 10H140V12H142L141 9H138ZM161 10H163V8H162ZM236 10H237V9H236ZM143 11H144V10H143ZM159 11H160V10H159ZM4 12H5V13H4ZM160 12H161V11H160ZM0 13H1V12H0ZM6 13H7V14H6ZM142 13H143V12H142ZM134 14H135V13H134ZM136 14H137V13H136ZM136 14H135V15H133V14L130 15V16L132 17V18H131L132 20L130 19V16H129V15H128L129 17L127 16V18H129V19L131 20V22L134 21V19H136V21L138 22L137 19L139 18L140 21L142 22V20H141V18H140V17H142V15H140V17H138V14H137V17H138V18H135ZM144 14H145V12H144ZM161 14H162V12H161ZM256 14H255V15H256ZM258 14H259V15H258ZM5 15H6V16H5ZM102 15H103V14H102ZM162 15H163V14H162ZM1 16L3 17L2 20H1ZM250 16H251V15H250ZM97 17L99 18L100 15H98ZM101 17H102V16H101ZM109 17H110V16H109ZM252 17H253V16H252ZM255 17H256V16H255ZM110 18H112V17H110ZM113 18H115V20H113V22H115L117 18H118V19H119V18H122L121 20H124V18H126V17H125V16H124V17H121V15H120V16H118V17H113ZM212 18H213V17H212ZM214 18H215V17H214ZM14 19L17 20L16 18H14ZM99 19H100V20L95 19L96 22H97L96 24H97V25H100V24L102 25V24L104 23V21L102 20L103 23H102V22L100 23L101 18H99ZM102 19H103V18H102ZM118 19H117V20H118ZM9 20H10V19H9ZM11 20H12L13 22L15 21V20H13V17L11 18ZM104 20H105V19H104ZM108 20H110V19L108 18ZM108 20H106L105 22H108ZM125 20H127V19H125ZM125 20H124V21H125ZM215 20H216V19H214V21H212V19L210 20V21L212 22V26L215 25V24H214V23L216 22ZM263 20H264V19H263ZM18 21H19V23H17ZM18 21L14 22V25L17 24V25H15V26H16L15 28L13 27V22L10 23V27H11V28H14V29H12V30H15L14 33H17V34H15V36H13L12 38H11V37H8L9 35H10V36L13 35V32L10 31V30H11L10 27H7V29H8V28L10 29L9 31H8L6 28H4V29H6V30L9 32V34H8V32H7L6 30H2V32H1V29H3L2 27L5 26V25L8 26L9 23L6 24V23L3 22L4 24H1L2 27H0V28H1V29H0V33H1L0 35H4V34H8V35H5V36H3V37L0 36V51H2V52L0 53V55L3 57L4 54H5V57H6V58H7V56H9V57H10V60H9L8 58H7V60L10 61V62H11V60H12L11 64H12L13 61H14L15 64H16L15 67H17V66H18V67H19V66H23V67L25 68L24 70H27V69H28L27 71H25L26 74L30 75L28 72L33 71V70L35 71V69H33V66H32L33 63H32V62L30 63V61L27 60L26 57L23 58V60H22V57H23L22 55H24V56H25V54H26V56L30 55L29 58H31V57H35V55L33 56V55L31 54V51H32V49H33V48H31V47H32V41L29 39V41H30V42H29L28 40H26V38H25L24 36H22V35H24V34H26V35L28 36L27 32L24 33V34H22V33L20 34L19 30L21 31V28H22V29H23V28L25 29V27L22 26V25L25 24V23L20 24V22H22V20H18ZM92 21H93V20H92ZM111 21H112V20H110V22H111ZM118 21H119V20H118ZM118 21H117L115 24H112V26L114 25V28H113L112 26H110V27H112L113 29L117 30V29L120 27V26H119V27H117V26H118L120 23H121V25H122V23H123V21H122V22L119 21L120 23H118ZM140 21H139V22H140ZM261 21H262V20H260L259 23H261ZM7 22H9V21H7ZM23 22H24V21H23ZM94 22H95V21H94ZM113 22H112V23H113ZM126 22H127V21H126ZM126 22L124 23V24H125V25H124V28H125V26L128 27V32H127V31L125 32L124 30H127V29H124L123 31L125 32V35L128 34V33H130V34H128V35H131V32H132V33L134 32V34L137 35V33H136L137 30H136V29H138V28H135V30H136V31H135V30H134V27L132 26V23H131V22L129 23V20H128V22H127L128 24H127ZM141 22H140V25H141ZM98 23H99V24H98ZM117 23H118V24H117ZM134 23H135V22H134ZM134 23H133V24H134ZM257 23H258V21H257ZM18 24L20 25V27H21V26H22V27H21V28H18V26H19ZM94 24H95V23H94ZM105 24H106V23H105ZM110 24H111V23H110ZM116 24H117V25H116ZM137 24H138V23H137ZM209 24H210V23H209ZM216 24H217V22H216ZM261 24H262V23H261ZM1 25H0V26H1ZM11 25H12V26H11ZM101 25H100V27H101ZM115 25H116V26H115ZM130 25H131V27H133V29L129 27ZM157 25H158V24H157ZM263 25H264V22H263ZM263 25H262V26H263ZM135 26H137V25H135ZM209 26H211V25H209ZM215 26H216V25H215ZM215 26H213V28H214ZM104 27H105V26H104ZM107 27H109V26H107ZM138 27H139V26H138ZM152 27H153V26H152ZM112 28H111V29H112ZM116 28H117V29H116ZM121 28H123V26H121ZM121 28H119V29H121ZM210 28L212 29V27H210ZM18 29H19V30H18ZM97 29H99V28H97ZM101 29H102V28H101ZM101 29H100V32L102 31ZM109 29H110V28H109ZM191 29H192V28H191ZM16 30H18V31H16ZM104 30H105V32H106V30H107V32L109 31L108 28L106 29V27H105ZM159 30H162V29H159ZM188 30H189V27H188ZM253 30H255V29H253ZM253 30H251V31H253ZM3 31H6V32L3 33ZM22 31L24 32V30H22ZM77 31H80V30H77ZM119 31H121V30H119ZM139 31H140V30H139ZM139 31H138V32H139ZM154 31H155V30H154ZM191 31H193V32H194V35H196V34H195V30H189V32H191ZM263 31H264V26H263ZM263 31H262V32H263ZM80 32H81V31H80ZM105 32H103V33H105ZM110 32H111V33L114 32V34H116V36H118V37H117L118 39H115L117 42L119 41L120 38H121L120 41L122 40L123 37H120V38H119L120 33H115V32H117V31H114V30H113V32H112V31H110ZM124 32H123V33H124ZM170 32H171V31H170ZM187 32H188V31H187ZM189 32H188V33H189ZM253 32H255V31H253ZM253 32H252V33H253ZM256 32H257V31H256ZM82 33H83V32H82ZM103 33L101 32L100 34H101V37H103V39H104V35H105V34H108V33H105L104 35H103ZM171 33H174V31L171 32ZM171 33H170V34H171ZM175 33H176V32H175ZM219 33L222 34V32H219ZM219 33H218V34H219ZM252 33H250V34H252ZM78 34L80 35V33H78ZM134 34H133V35H134ZM139 34H140V32H139ZM166 34H167V33H166ZM218 34H217V32H216L215 35H217V37H219V38L221 39V37L223 36V34H222V35H221V34L218 35ZM256 34H257V33H256ZM256 34L254 33L255 36H256ZM102 35H103V36H102ZM112 35H113V34H112ZM174 35H175L174 39L178 40V38H177V37H178V36H177V33L174 34ZM174 35H171V37H173ZM207 35H208V33L206 34V36H205V34H204V37H203V38H201V37H202V36H201L199 39H197V41H193V42H196V43H195V44L192 43V44H193V48L190 47V48H192L191 50H193V51H194V49H195L194 52H196V53L199 52V53H197L196 55L194 54V56H197V57H193V55H192V53H194L193 51H192V53L189 52V49H190V48L187 50V48H188L189 46H186V47H187V48H185L186 50H185V49H184V50H181L182 48L179 49L181 52L177 49V51L180 52L179 54L184 53V54H181V55L190 56L189 58H188V57H185V58H184L183 56H181V57L183 58L182 61H184V59H186V58H187V60H188V59H190V58H192V57H193V59H194V58H197V59H198L200 56L205 57L206 55L204 56V53H206V54H208V55H209V53H210V55H212V57H214V60H215V56H216V58L219 57V60H220V58L222 59V57L224 58L225 55H224V52H222V51H224L223 49H221V50H222L221 52H222L223 55H220L221 57H220V56L217 57V55H218V53H219L220 51H217V50H216V51H217V52H216V51H215V48H213V45H215L216 41H218L219 39L217 40V38H216V39H215L216 41L213 40V39H211V42H210L211 44L208 43V44H209V45H208V44L206 43ZM212 35H214V34H212ZM257 35H258V34H257ZM21 36H22V37H21ZM82 36H83V34H82ZM82 36H81V37H82ZM106 36H107V35H106ZM116 36H115V37H116ZM122 36H123V35H122ZM163 36H165V35H163ZM163 36H162V38H163ZM166 36H168V37H166V38H171V37H169V35H166ZM252 36H253V35H252ZM255 36H254V39H255ZM4 37H6L7 41H5L6 39H4ZM23 37H24V38H23ZM56 37H57V36H55V39H56ZM58 37H59V36H58ZM126 37H127V36L124 37L125 39H123V40H125V42H124V41H123V42H124V44L126 43L127 46H128V43H127V41H126ZM213 37H216V36H213ZM249 37H251V36H249ZM256 37L258 38L259 36H256ZM8 38H10V39H8ZM22 38H23L24 40H23ZM27 38H29V37H27ZM106 38H107V37H106ZM108 38H109V37H108ZM108 38H107V39H108ZM110 38H111V37H110ZM110 38H109V40H110ZM204 38H205V39H204ZM252 38H253V37H252ZM52 39H54V36H53L52 38H50V40H52ZM55 39H54V40H55ZM59 39H60V37L58 38V40L56 39L57 41L55 40L56 43L58 42L57 45L59 44V45L62 46V48H64V46H66V45L68 44V42L66 43V42H64V40H63V41H62L63 44H62V42H61ZM61 39H62V38H61ZM111 39H112V38H111ZM113 39H114V38H113ZM163 39H164V38H163ZM200 39H201V40H200ZM8 40H9V42H8ZM50 40H49V41H50ZM105 40H106V39H105ZM115 40H113V41H115ZM164 40H167V39H164ZM172 40H173V39H172ZM180 40H181V39H180ZM180 40H179V41H180ZM212 40H213V42H212ZM249 40H250V39H249ZM249 40H248V41H249ZM12 41H14V43H15V41H16L15 44H18V43H19L18 45H19V46L21 45L20 47L23 46L24 49H25V51H24L23 47L21 48L23 52L20 51L21 49L19 50L20 47H19L18 45H16V46H17V49H18V50L16 49L17 51L14 49V48H16L15 45L12 46V47L15 46V47L12 49V48L10 47L11 44H14ZM25 41H27V42H25ZM55 41H54V43H55ZM59 41H60V43H59ZM103 41H104V40H103ZM110 41H111V40H110ZM120 41H119L118 43H119V45H120V44L122 45L123 43H120ZM187 41H188V40H187ZM189 41H190V40H189ZM219 41H220V40H219ZM221 41H222V40H221ZM248 41H247V42H248ZM252 41L254 42V40H252ZM10 42H11V43H10ZM52 42H53V41H52ZM108 42H109V41L107 40L106 43H108ZM135 42H136V41H135ZM177 42H178V41H177ZM190 42H191V41H190ZM190 42H185V43H190ZM235 42L238 43V41H234V44H235ZM240 42H241V41H240ZM249 42H250V41H249ZM249 42H248V43H249ZM25 43H27V44L30 43V44L28 45L29 47H27V46H26L27 44H25ZM56 43H55V44H52L51 42H49V46H50V47L52 46V49L49 48V49H50L49 51L54 52V53H56V54H58V52L60 51V52H59L60 55H61V54L68 53L67 50H66L67 47L64 48V49H62L63 51L65 50V51H64L65 53H64L63 51H61V46H59V47L56 46ZM104 43H105V41H104ZM185 43H184V44H185ZM242 43H243V42H241V44H242ZM244 43H245V42H244ZM244 43H243V44H244ZM251 43H252V42H251ZM251 43H249L248 45H250ZM51 44H52V45H51ZM65 44H66V45H65ZM110 44H112V43H110ZM126 44H125V47H120V48H119V45H116V44H115V46H117V47H116V49H114V50L116 51L117 48H119V50H120L118 53H117L118 50L115 52V53H117V55H116L117 57H116V58H118L117 61H118L119 64H120V62H121V61H119V58H122L121 56L123 55V54H121V52H122L121 49H122V48H125V49H122V50H123V51L126 50V49H127ZM130 44H131V43H130ZM184 44H183V45H184ZM190 44H191V43H190ZM219 44H221V43L219 42ZM241 44L239 43L238 46L241 45ZM243 44H242V47H244L245 44L247 45V43H245L244 46H243ZM256 44H257V42H256ZM47 45H48V44H47ZM47 45H46V46H47ZM53 45L56 46V47H54ZM106 45H107V44H106ZM108 45H109V44H108ZM113 45H114V43H113ZM113 45H112V47H113ZM132 45L134 46V45H136V44H131V45H129V46H132ZM183 45H182V47H185V46H183ZM194 45H195V46H194ZM222 45H223V44H222ZM252 45H255V43H253ZM252 45H251V46H252ZM49 46H48V47H49ZM94 46H98V43H97V45H94ZM100 46H101V45H100ZM100 46L97 47L98 49H95V48H94L95 51L97 50V56L99 55V56H98L99 58L102 57V55H106L107 53H108L107 55H109V54L111 55V53L114 52V50H113L112 52H107V51H106L107 53L105 52V54H104V53H103V50H104L105 47H103V49H100ZM122 46H123V45H122ZM137 46H138V45H137ZM165 46H166V45H165ZM190 46H192V45H190ZM196 46L198 47V50H196V49H197V48H195ZM223 46H224V45H223ZM234 46H235V45H234ZM251 46H250V47H251ZM255 46H256V45H255ZM255 46H253V47H255ZM25 47L30 48V49H26ZM48 47H47V48H48ZM108 47H110V45H109ZM108 47H106V48H107L108 51H109V48H108ZM179 47H180V46H178V48H179ZM221 47H222V46H221ZM224 47H225V46H224ZM248 47H249V46H247V49H248V51H249V50H250V49H249L250 47H249V48H248ZM253 47H251V48H253ZM58 48H59V49H58ZM68 48H69V47H68ZM70 48H71V46H70ZM106 48H105V49H106ZM110 48H111V47H110ZM131 48H132V47H131ZM138 48H139V47H138ZM162 48H166V47L163 46ZM162 48H161V49H162ZM218 48H219V47H218ZM232 48H233V47H232ZM232 48H231V49H232ZM240 48H241V47H240ZM258 48H259V46H258ZM54 49H55V50H54ZM56 49H57V50H56ZM134 49H137V47L134 48ZM140 49H141V48H140ZM140 49H139L140 53H139V51H138L137 55H138V54H140V55L142 54V55H143V53H144L143 56H147V55H145V53H147V52H143V53H142V51H144V50H142V49L140 50ZM213 49H214V51H213ZM261 49H263V48H261ZM26 50H27V51H26ZM28 50H29L30 52H29ZM47 50H48V49H47ZM53 50H54V51H53ZM71 50H72V48H71ZM98 50L100 51V53L102 52V55H101L100 53H98V52H99ZM137 50H138V49H137ZM145 50H146V49H145ZM147 50H148V49H147ZM152 50H154V49H152ZM165 50H166V49H165ZM211 50H212L213 52H215L216 54L213 53V52H212V53H213V54H212V53H211ZM218 50H220V48H219ZM95 51H94V52H95ZM110 51H111V50H110ZM135 51H136V50H135ZM148 51H149V50H148ZM159 51H160V48H159ZM159 51H158V49L156 50L157 53H158ZM163 51H164V50H163ZM163 51H162V52H163ZM183 51H184V52H183ZM185 51H188V52H185ZM253 51H254V50H253ZM253 51H252V52H253ZM256 51H259V50H257V48H256ZM263 51H264V49H263ZM25 52H27V53L29 52V54H27V53H25ZM71 52H72V51H71ZM71 52H70V53H71ZM136 52H137V51H136ZM149 52H150V51H149ZM156 52H154V53L157 54ZM162 52L160 51V53L163 55ZM208 52H209V53H208ZM226 52L229 53V55L231 54L229 51H226ZM226 52H225V54H227ZM2 53H4V54L2 55ZM22 53H23V54H22ZM24 53H25V54H24ZM72 53H73V52H72ZM95 53H96V52H95ZM122 53H123V52H122ZM152 53H153V52L151 51V53H148V55H149V54H152ZM154 53H153V54H154ZM185 53H187L188 55L185 54ZM247 53H248V52H247ZM258 53H259V52H258ZM261 53H264V52H261ZM21 54H22V55H21ZM78 54H82V53H78ZM78 54H77V55H78ZM112 54H113V53H112ZM118 54H120V57H118ZM165 54H166V53H165ZM190 54H191V55H190ZM198 54H199V55H198ZM219 54H220V53H219ZM31 55H32V56H31ZM67 55H70V54H67ZM100 55H101V56H100ZM114 55H115V54H114ZM137 55H136V53H135V55H134L135 59L132 60L133 63H135V60H136ZM140 55H139V56H140ZM157 55L160 56L159 54H157ZM210 55H209V56H210ZM229 55H228V56H229ZM21 56H22V57H21ZM74 56H75V55H74ZM209 56H206L205 58H209V59H210ZM232 56L235 57L236 55L234 56V54H232ZM232 56H231V57H232ZM250 56H252V54H251ZM36 57H38V56H36ZM71 57H73V56H71ZM80 57H81V55H80ZM84 57H85V56H84V54H83L82 57L80 58L81 60H83V62H82L83 65H81L80 68H79V66H78L79 64H78V65L75 64V62L77 63V61H80V60H79V59L77 60V57H73V59H76V61L74 62V64H75L76 66H78L77 68H78L79 70L81 69V70H80V74H78V72H77L78 69H76L75 65H74V66L71 65V66H70L71 68H70V67H66V68H65V66H64V67H61V66H60V67L62 68V69H61L60 67H58L59 64H58L57 62L54 61L56 64H54L53 62H51V63H52V66L58 64V66L56 67V70H55L56 72H57V69H59V68H60V70H63V68H64V69H67V68H68V70H70V71H71V69H72V70H75V71L77 72V73H76L77 75L75 74V71H73L74 76H78V77L80 76L79 78H82V79L85 81V82H84L85 85H86V83H87V84H89V83L92 84V83L94 82L93 84H96V83L98 82V83H97L98 85H102V87H103V86L105 87L107 84H108V85H110V84L113 85L114 82H115V83H118V82H119L120 84H121V82H123V84H122L121 86H124L126 81L128 82V80H129L130 78L132 79V76H131V75H132V74H131L132 72H131V73L128 72V73H130V74H129V75L131 76V77L129 76L130 78L127 76L128 73H127V71H125V70H123V71L126 72L125 74H127V75H124L123 73H122V75H120L121 72H119V71H121L120 69H122V67L120 68V66H122L121 64H120V65H117V66H119V70H118V73H119V74H118V75H120V78H119V77L117 78V71H116V70L118 69V67H116V62H115V61H114L115 64H114V63H111V62H113V61H111V62H110L111 64L107 65V68L105 67V66H106V64H105L106 62H105V63L103 62V63H101L100 65H98V67L96 66V68H97V70H96L95 66H94V67H91V66H90L91 63H90V64L88 63L89 60L91 61V58L87 56L88 58H87V60H86V59H84ZM104 57H105V56H103L102 59H104V61H107V58L109 57V58L111 59L112 55H111V56H108V57H105V58H104ZM113 57H114V56H113ZM141 57H142V56H141ZM141 57H140V58H141ZM162 57H163V56H162ZM202 57H200V59H201ZM212 57H211V58H212ZM229 57H230V56H229ZM229 57L226 58V56H225L226 60H227V59H232V60H227V63H226L225 58L223 59V60H224V63L226 64V67H227L228 63H233L234 60H235V63H236V62L238 63V61H239V58H238V57H236V58H238V59H236V58L233 59V58H229ZM3 58H4V57H3ZM6 58H5V59H6ZM40 58H41V57H39L38 64L40 65V63H41L42 65H44V64H45V65H44V66L40 65V66H42V67H41V69H42L41 71H42V72H41V71L38 72L39 74H40V72H41V74H40L41 76L39 75L38 77H42V80H44V81L48 78V81H51V82H50V84H49V83H47L48 81H47V82L45 81L47 84H49V85H52V84H53L52 87H55V88H58V89H59V86H61L62 88H63V87L65 88L66 85H67V87H66L65 89H64V88H63V89L60 88V89L63 90V91L66 90V91H67L68 93H70V94H71L72 91H74L75 94H74V92H72V95L74 94L75 96H76V95H77V96H78V95H79V96H85V97H88V100H91V101H92V100H93V101H96V100H94V98L97 96V97L100 98V99H99V100H100L99 102L102 103V104H101V107H102V108H103V104L106 105V104H105L106 101H107V102H106L107 104L109 103V100H106V99H107L106 97H105L106 99L104 100V103H103V101H102L103 99H102L101 97H102L104 94L101 96V94L103 93V91H102V93H101V90L99 89V88H101L100 86H97V85H96V87H98V90H97V89H96V90H97V91H100V93H101V94H99V95L96 94V93H98V92L93 91V90H95V89H93L94 87H92L93 85H92V86H89L90 89H91L90 91H89V89H88V90L85 92V87H86V86L88 87V85L84 86V84H82V83H83V82H82L83 80H80L79 78H76V77H75V79H78V80L81 81V85H83V86H81V87H82V89H81V87L79 86V85H80V84H79L80 82H79L78 80H77V81H78V84H77V81H76L73 77H72V78H69V77H71L73 74H71L69 71L66 70L67 73H65L64 71H61V72H57V74H60V75H57L56 72L53 70V68H52V70H51V69H50V66H48V64H50V62H47V63L44 62V61L42 62V60H40ZM82 58H83V59H82ZM89 58H90V59H89ZM143 58H144V57H143ZM205 58H204V59H205ZM250 58H251V57H250ZM252 58H253V57H252ZM24 59H25V60H24ZM114 59H115V58H114ZM131 59H133V58L131 57ZM131 59H130V61H131ZM137 59H139V57H138ZM202 59H203V58H202ZM85 60L87 61L86 63H88L87 65L90 66L91 68H93L92 70H94V68H95V72H94V74H93V71H91V69L89 70V68H88V70L91 71L90 73H92L91 75H93V77H90V76H89V78H88L87 74H86V75H85V74L83 75V73H81V72H82V68H83V71H84V68H86V66H85V67H82V66H84V65L86 64V63L84 62ZM121 60H122V59H121ZM187 60L184 61V64H185V65H187L186 63L189 62V61H187ZM216 60L219 61L218 59H216ZM236 60H238V61H236ZM250 60H251V59H250ZM253 60H254V59H253ZM23 61H24V62H23ZM27 61L29 62V65H30V66H28ZM90 61H89V62H90ZM136 61H138V60H136ZM211 61H213V58H212ZM228 61H229V62H228ZM230 61H231V62H230ZM240 61H241V60H240ZM240 61H239V62H240ZM108 62H109V60H108ZM185 62H186V63H185ZM222 62H223V61H222ZM247 62H249V61H247ZM250 62H251V61H250ZM260 62H261V61H260ZM260 62H259V63H260ZM263 62H264V61H263ZM26 63H27V64H26ZM43 63H44V64H43ZM118 63H117V64H118ZM240 63H242V62H240ZM243 63L245 64L246 62H243ZM13 64H14V63H13ZM13 64H12V65H13ZM15 64H14V65H15ZM72 64H73V63H72ZM80 64H81V63H80ZM104 64H105V65H104ZM107 64H108V63H107ZM113 64H114V65H113ZM238 64H239V63H238ZM238 64H237V67H238ZM244 64H242V65H244ZM247 64H248V66L251 65V64H252V66H253V61H252L251 64H249V63H247ZM254 64H255V63H254ZM257 64H258V63H257ZM46 65H47V66H46ZM50 65H51V64H50ZM102 65H103V66H102ZM110 65H111V67H110ZM234 65H235V64H234ZM234 65H233V66H234ZM258 65H259V64H258ZM262 65H264V63H262ZM27 66H28V67H27ZM40 66H39V67H40ZM92 66H93V65H92ZM100 66H101V67H100ZM114 66H115L116 69L114 68ZM228 66L230 67V65H228ZM240 66H241V65H240ZM246 66H247V65H246ZM254 66H255V65H254ZM256 66H257V65H256ZM23 67H22V69H20L21 67H20L19 69H20V70H23ZM26 67H27V68H26ZM43 67H44L45 69H44ZM47 67H49V69H50L51 71H50ZM72 67H75V68L73 69ZM108 67H110V70L114 69V70H113V73H112V71H111L112 74H116L114 77H112V75H111V73H110V70H108ZM112 67H113V68H112ZM235 67H236V66H235ZM235 67H231V68H235ZM241 67H242V66H241ZM241 67L235 68V71H233V69L229 68V70H228V71H229V74L231 73V71H233V72H234V73L232 72V73H233V77H235V75H236V74H235L236 69L239 70ZM29 68H30V71H29ZM98 68H100V69H98ZM111 68H112V69H111ZM227 68H228V67H227ZM242 68H245V67H242ZM246 68H247V67H246ZM249 68H250V67H249ZM249 68H248V72H247V73H246L245 71H243L245 74H247V76L251 73ZM252 68H254V67H252ZM54 69H55V68H54ZM103 69H106V70H107V74H106V75H105L106 70H103ZM177 69H178V68H177ZM24 70H23V71H24ZM39 70H40V68H39ZM45 70H46V71H45ZM79 70H78V71H79ZM98 70H99V71H98ZM100 70H101V71L103 70V71H105V72L102 71V73H103V75H102V73H101V76H102V77H101L100 75L97 77V76H96V74H98L97 71H98L99 74H100ZM230 70H231V71H230ZM241 70H242V69H241ZM34 71H33V72H34ZM37 71H38V70H37ZM37 71H36V72H37ZM44 71H45V72H44ZM85 71H86V70H85ZM85 71H84V73H85ZM114 71H115V73H114ZM123 71H122V72H123ZM162 71H164V69H163ZM228 71H227L226 73H228ZM246 71H247V69H246ZM251 71H252V73H251L252 75L256 72V70H255V72H253V70H251ZM262 71H263V70H262ZM33 72H30L31 75H32V74L34 75L35 72H34V73H33ZM63 72H64V73H63ZM68 72L70 73V74H69L70 76L68 75ZM108 72H109V73H108ZM238 72H241V71H238ZM238 72H237V75H238V74H242V73H238ZM249 72H250V73H249ZM257 72H258V70H257ZM260 72H261V71H260ZM61 73H63V74H61ZM86 73H88V72H86ZM90 73H88V74H90ZM95 73H96V74H95ZM163 73H164V72H162V74H163ZM165 73H166V71H165ZM165 73H164V74H165ZM179 73H180V72H179ZM179 73H178V74H179ZM244 73H243V74H244ZM261 73H262V72H261ZM43 74H44V76H43ZM65 74H67L68 76H67V75L65 76ZM229 74H228V76L230 77V75H231V77H232V74H230V75H229ZM234 74H235V75H234ZM245 74L242 75V76H243V77H242L243 80L240 81V85H242L243 83H244V85L247 84V83L245 82L247 79H245V81H244ZM251 74H250V75H251ZM256 74H257V73H256ZM256 74H254L253 76H257V75H258L257 77L261 76V77L264 79V77H263V76H264V72L262 73L263 76H262L261 74H259V73H258L257 75H256ZM123 75L125 76L124 78H123ZM166 75H168V74H166ZM237 75H236V76H237ZM250 75H249V77H250ZM35 76H37V75H35ZM81 76H82V77H81ZM161 76H162V75H161ZM168 76H169V75H168ZM178 76H179V75H178ZM178 76H177V77H178ZM43 77H44L45 79H43ZM126 77H128V79H127ZM133 77H134V76H133ZM164 77H165V76H164ZM231 77H230V78H231ZM261 77H259V80H260V79L263 80ZM50 78H51V80H50ZM85 78H87V79L85 80ZM92 78H93L94 80H93ZM135 78H136V77H135ZM140 78L143 79L142 77H140ZM140 78H139V80H141ZM171 78H172V77H171ZM39 79H40V78H39ZM90 79H91V80H90ZM131 79H130V80H131ZM166 79H167V77H166ZM169 79H170V78H168V80H169ZM179 79H180V84H181V80H182V79H181L180 77H179ZM256 79L258 80V78H256ZM42 80H41V81H42ZM73 80H75L76 83H75ZM92 80H93V81H92ZM95 80H96V81H95ZM106 80H107V81L110 80V81H108L109 83L106 82ZM111 80H112V81H111ZM119 80H121V81H119ZM123 80H124V81H123ZM144 80H145V79H144ZM160 80H161V78H160ZM177 80H178V78H177ZM177 80H175V82H176ZM71 81H73L74 83L71 82ZM86 81H87V82H86ZM91 81H92V82H91ZM99 81H100V82L102 81V82L99 83ZM142 81H143V80H142ZM170 81H171V80H169V81H165V82H166V85H167V83L170 82ZM52 82H53V83H52ZM95 82H96V83H95ZM103 82H104V83L106 82V83H105L106 85H103V84H104ZM112 82H113V83H112ZM127 82H126V83H127ZM129 82H130V81H129ZM129 82H128V83H129ZM135 82L137 83V81H133V80L131 81L132 84H135ZM144 82H145V81H144ZM144 82H143V83H144ZM146 82H147V81H146ZM148 82H149V80H148ZM261 82H262V81H261ZM261 82H259V83H261ZM59 83H60V84H59ZM64 83H65V84H64ZM69 83H70V84H69ZM102 83H103V84H102ZM140 83H141V82H139V83H137V84L139 85ZM54 84H56L57 86L59 85V86L56 87V85H54ZM91 84H89V85H91ZM129 84H130V83H129ZM144 84H145V83H144ZM146 84H148V86H147L148 88H147V89H150L152 86H154L153 88H156V86H158V85L160 84V82H159V84L157 83L156 85H155V82H154V84H152V83H150V82H149V83H146ZM149 84H150V88H149ZM151 84H152V86H151ZM162 84H164V83H162V80H161V85L158 86L157 89H160L159 87H161V86H162V87L165 86V84H164V85H162ZM177 84H178V83H177ZM177 84H176V86H179V85H180V84H179V85H177ZM237 84H238V83H237ZM262 84L264 85V82H263ZM77 85H78L80 88H79ZM116 85H118V84H116ZM127 85H128V84H127ZM140 85H141V84H140ZM140 85H139V86H140ZM238 85H239V84H238ZM240 85H239V86H240ZM244 85H242V86H244ZM257 85H258V84H257ZM259 85H260V86H259ZM259 85H258L259 90H260V91H263V90H264V86H262L263 89L261 90V89H260L261 84H259ZM94 86H95V85H94ZM125 86H126V85H125ZM129 86H131V85H129ZM129 86H127V87H129ZM141 86H142V85H141ZM168 86H169V85H168ZM180 86L183 87L182 85H180ZM242 86H241V87H242ZM255 86H256V85H255ZM87 87H86V89H87ZM91 87H92V88H91ZM104 87H103V88H104ZM131 87H132V86H131ZM131 87L127 88V91H128V92L131 91L129 94L132 93L131 95H132V96L134 95V97H135V94H136V98L139 97V95H140L139 98H141V97H142V98L146 97V95H147L146 92H147V91H146V92H139V93H141V94H137V92H138L139 90L136 91V93H135V90L137 89L136 87H138V86H135V85H134V87L136 88L134 91H133V88H134V87H133V88H131ZM144 87H145V85H144ZM181 87H179V88H181ZM67 88H68V90L71 89L72 91H71V90L68 91ZM76 88H77V89H76ZM83 88H84V89H83ZM130 88H131L132 90H131ZM139 88H140V87H139ZM145 88H146V87H145ZM163 88H164V87H163ZM165 88H166V86H165ZM165 88H164V89H165ZM176 88L178 89V87H176ZM183 88H184V87H183ZM255 88H256V87H255ZM74 89H75V90H74ZM92 89H93V90H92ZM128 89H130V90H128ZM143 89H144V88H143ZM143 89H142V90H143ZM169 89H170V88L168 87V90H169ZM177 89H176V90H177ZM257 89H258V88H257ZM79 90H80V91H79ZM102 90H103V89H102ZM145 90H146V89H144V91H145ZM151 90H152V89H151ZM155 90H156V89H155ZM170 90H171V89H170ZM170 90H169V91H170ZM176 90H175V91H176ZM179 90H180V89H179ZM179 90H178V93H176V96H177V97H178V95L180 94V93H179ZM181 90L183 91V93H185V95H187L186 92H184V89L181 88ZM181 90H180V91H181ZM66 91H65V92H66ZM76 91H77V92L79 91V93H77ZM81 91H82L83 93H80ZM92 91H93V92H92ZM158 91H159V90H158ZM158 91H157V92H158ZM160 91H161V89H160ZM160 91H159V92H160ZM165 91H167V89H166ZM91 92H92V93H91ZM94 92H95V93H94ZM161 92H162V91H161ZM172 92H174V91H172ZM263 92H264V91H263ZM133 93H134V94H133ZM144 93H145V95H143ZM148 93H150V91H149ZM151 93H153V92L151 91ZM151 93H150V94H151ZM162 93H163V92H162ZM162 93H161V96H162ZM168 93H169V92H168ZM174 93H175V92H174ZM90 94H95V97H93L94 95L92 96V95H90ZM150 94H148V96H147L148 98H149ZM154 94H155V92H154ZM164 94H165V92H164ZM170 94H172V96L176 97L175 94L173 95V93H171V91H170ZM170 94H169V95L167 94V95L169 96V98L171 97ZM177 94H178V95H177ZM181 94H182V92H181ZM137 95H138V96H137ZM158 95H159V94H158ZM165 95H166V94H165ZM165 95H164V96H165ZM167 95H166V96H167ZM183 95H184V94H183ZM183 95H182V96H183ZM185 95H184V96H185ZM143 96H144V97H143ZM164 96H163V97H164ZM166 96H165V98H166ZM168 96H167V97H168ZM179 96L181 97V95H179ZM184 96L181 97V98H183L184 100H185V99L188 100L189 96H188V98H184ZM92 97H93V99H92ZM103 97H104V96H103ZM151 97H152V96H151ZM154 97H155V96H154ZM177 97H176V98H177ZM180 97L178 98V100L181 99ZM155 98H156V100H157V97H155ZM155 98H152V99H155ZM159 98H160V97H159ZM159 98H158V99H159ZM86 99H87V98H86ZM95 99H96V98H95ZM97 99H98V98H97ZM101 99H102V100H101ZM162 99L164 100V98H161V99H159V100H162ZM166 99H168V98H166ZM166 99H165L164 101H166ZM171 99H174V98L171 97ZM174 100H175L174 102L177 101V99H174ZM186 100H185V101H186ZM190 100H191V99H190ZM93 101H92V102H93ZM171 101H172V100H170V104H172ZM179 101H180L179 103H182V102H183V100H179ZM185 101L182 103V106H185V105H183V104L185 103ZM166 102L168 103V100H167ZM188 103H190V102L188 101ZM188 103H185V104H188ZM94 104H95V102H94ZM96 104H98V106H99V108H100V105H99L100 103H98V100L96 101ZM257 104L260 105L261 103H257ZM172 105H173V104H172ZM96 106H97V105H96ZM98 106H97V107H98ZM108 106H109V105H107V108L104 106L103 109H104V110L107 109L108 111H109V110H112V111H113V109H114V111H116V110H115V107H116V106L119 107L120 105H116V106L113 105V107L115 106L114 108H112V107H111L112 105H110L109 109H108ZM125 106H126V105H125ZM125 106L122 105V107L120 106L118 109L121 108L122 110H121V109H120V110L123 111V110H125V109H123V108H126ZM127 106H128V105H127ZM167 106H168V105H167ZM247 106H249V105H247ZM251 106H252V105H251ZM254 106H256V105H254ZM261 106H263V105H261ZM128 107H129V106H128ZM171 107H172V106H171ZM249 107H250V106H249ZM263 108H264V107H263ZM116 109H117V108H116ZM178 109H179V108H178ZM253 109H254V108H253ZM104 110H103V111H104ZM182 110H183V109H182ZM251 110H252V108H251ZM114 111H113V112H114ZM118 111H119V110H118ZM180 111H181V110H180ZM105 112H106V110H105ZM119 112H120V111H119ZM116 113H117V112H116ZM121 114L123 115V112H121ZM118 115H119V113H118ZM118 115L116 114V116H118ZM122 115H119V116H120L121 118L125 117V116L122 117ZM116 116H115V117H116ZM119 116H118V117H119ZM118 117H116V119H117ZM114 119H115V118H114ZM116 119H115V120H116ZM124 119H125V118H124ZM124 119H122V121H123ZM115 120H114V121H115ZM118 120L120 121L119 118H118ZM199 120H200V119H199ZM116 121H117V120H116ZM122 121H121V122H122ZM124 121H125V120H124ZM117 122H118V121H117ZM199 122L201 123V120H200ZM206 122H209V121H206ZM245 122L247 123L248 121L245 120ZM262 122H263V121H262ZM118 123H120V122H118ZM126 123H127V119H126ZM248 123H249V122H248ZM248 123H247V124H248ZM260 123H261V122L258 123V126H257V123H255V124H256L255 127L257 126V127H256L257 129L254 128L255 131H254V130L252 131L251 127H250V128L247 127V126H250L251 123H249V125L246 126L245 123H244V120H242V123H241V124H244V125H243L244 130H247V129H246V127H247L248 130L251 129V130H250L251 133H254V132H255V136L258 137V135H261V134H262V133L258 134V132H256V130H259V129H260L259 126L262 127V130H261V131H262V132L264 131V128H263L264 125H263V124L259 125ZM120 124L122 125V123H120ZM134 124H135L134 127H136L135 129H136V130L139 129V128H137L139 123H137V124L134 123ZM134 124H131V125L133 126ZM3 125H4V124H3ZM136 125H137V126H136ZM238 125H239V124H238ZM252 125H253V123H252ZM252 125H251V126H252ZM4 126H5V125H4ZM4 126H3V127H4ZM123 126H124V124H123ZM126 126L131 127L130 124H129V125H126ZM139 126H141V124H140ZM1 127H2V125L0 126V128H1ZM3 127H2V129H3ZM124 128H125V127H124ZM126 128H127V127H126ZM142 128H143V127H142ZM142 128H141V130L144 129V128H143V129H142ZM232 128H233V126H231L230 129H232ZM236 128H237V129H236ZM238 128H239V127H237V125H236V127H235L236 134H233V133H232V132L235 133L234 128L232 129V130H234V131H232V130L229 129V132H231V140L233 139V137L237 139L238 137H237L236 135H237V133L239 132V134H238V135H239V138H238L239 140H237V141H236L235 139H233V140L237 142V144H236L237 146H240V145L243 144V143L241 142V139L243 138V139L245 140V138H246V134L244 135V132H245V133L247 132V135H248L250 132H248V130H247V131H243V133H242V130H241L242 127L240 126L239 131H238ZM243 128H242V129H243ZM2 129H0V132H1L0 135H2L3 132H4V135H5V134L7 135V133H5V131H6L5 129H6V127H4L3 131H2ZM130 129H131V128H130ZM135 129L132 127L131 130H135ZM4 130H5V131H4ZM226 130H227V132H228V129H226ZM226 130H224V132L227 134ZM139 131H140V130H139ZM144 131H145V130H144ZM144 131H143V132H144ZM146 131H147V130H146ZM146 131H145V133H146ZM261 131H260V132H261ZM133 132H134V131H133ZM133 132H130V135H128V136L132 137L131 133L133 134ZM143 132H142V133H143ZM229 132H228V136H229ZM135 133H136V131H135ZM135 133H134V134H135ZM139 133H140V134H139ZM148 133H149V135H150V132H147V134H148ZM232 134H233V137H232ZM242 134H243L245 137L242 136ZM257 134H258V135H257ZM263 134H264V133H263ZM4 135H3V136H4ZM6 135H5V136H6ZM135 135H136V134H135ZM141 135H142L141 132H138V135H136V136L138 137V136H141ZM151 135H152V134H151ZM250 135H251V134H250ZM253 135H254V134L251 135L252 137H251V136H247V137H250V138L252 139V142H253V139L257 138V137H255V136H254V138H253ZM136 136H135V137H136ZM143 136H145V135H142V136H141V138H140L141 140H142V139H146V138H148L147 136L143 138ZM213 136H214V135H213ZM228 136L226 135V137H228ZM235 136H236V137H235ZM241 136H242V137H241ZM130 137H128V138H130ZM137 137H136V138H137ZM151 137H153V136H150V138H151ZM261 137H262V138L260 139V143H259V142H258V143L261 144V140L263 139L262 142H263V144H264V138H263L264 136L261 135ZM0 138H2V136H1ZM4 138H5V137H3L2 139H4ZM6 138H8V137H6ZM6 138H5V139H6ZM126 138H127V136H126ZM133 138H134V137H133ZM136 138H134V139L136 140ZM153 138H154V137H153ZM250 138H249V139H250ZM131 139H132V138L129 139L131 142H136V141H133V140H131ZM138 139H139V138H138ZM138 139H137V140H138ZM140 139H139V140H140ZM211 139H212V138H211ZM228 139L230 140V137H229V138H225L226 142L229 141ZM246 139H248V138H246ZM249 139H248V140H249ZM251 139H250V140H251ZM148 140H149V139H148ZM222 140H223V139H222ZM222 140H221V141H222ZM227 140H228V141H227ZM233 140H232V141H233ZM250 140H249V141H250ZM212 141H213V139H212ZM234 141H233V143L229 142L227 146H229V144L231 143V144H230L231 146H229V147H233L232 144L234 145ZM242 141H243V140H242ZM257 141H258V139H255L254 143L258 146ZM143 142H144V140H143ZM238 142H241V144L239 145ZM252 142H251V143H252ZM139 143H140V141H139ZM141 143H142V142H141ZM254 143H253V144H254ZM142 144H143V143H142ZM210 145H211V144H210ZM210 145H209V146H210ZM236 145H235V146H236ZM256 145H252V148H253V146H254L253 149L257 148V147H255ZM213 146H214V145H213ZM235 146H234V147H235ZM261 146H262V145H261ZM243 148H244V147L242 146V147H240V149H239V148H238V149L241 150V149H243ZM250 148H251V147H250ZM250 148H247V149L250 151ZM212 149H213V148H212ZM236 149H237V148H236ZM236 149H235L234 151L237 153L238 150L236 151ZM244 149H245V148H244ZM244 149H243V151L246 150V149H245V150H244ZM253 149H251V150L254 151V153L252 152L253 155H254L255 152H256V149H255V150H253ZM260 149H263V150H264V148H260V147L258 146V149H257V150H260ZM248 150H247V151H248ZM263 150H261L262 154L264 153ZM232 151H233V150H232ZM241 151H242V150H241ZM249 151H248V154H247V152H246V154H247L248 156L251 157V155H249ZM258 152H259V154H260V151H258ZM239 153H242V152H239V151H238L237 154H239ZM250 154H251V153H250ZM262 154H261V155H262ZM235 155H236V154H235ZM243 155H245V153H244V154L242 153V155H240V156H241V157H244ZM255 155H258L257 152H256ZM255 155H254V156H255ZM261 155H260V157H263V156H264V155H263V156H261ZM158 156L161 157L160 155H158ZM254 156H252V157H254ZM258 156H259V155H258ZM258 156H256V157H258ZM64 157H65L64 159H66V157L68 158V156H66V155H65ZM162 157H163V156H162ZM162 157H161V158H162ZM235 157H237V156H235ZM260 157H259L258 159H261ZM79 158H80V157H79ZM79 158H77L78 160L75 159V161L77 160L76 162L80 163V166H81V165H84V167L81 166V167H83V170H84V169L87 168V167L85 166V163H84V162H83L84 164H83V163L81 164V162H82V158H80L81 161H80ZM263 158H264V157H263ZM263 158H262V160H263ZM45 159H47V158H45ZM49 159H50V158H48L47 161H45L44 159H42V160H44V162H48V161H49V163H50V160H49ZM64 159H62V161H63ZM71 159H72V158H71ZM71 159L69 158L68 160H65L64 162H66V161H70ZM162 159L164 160V158H162ZM255 159H256V158H255ZM42 160L40 159L39 161H42ZM51 160H52V159H51ZM33 161H34V160H33ZM36 161H38V160H36ZM36 161H35V162H36ZM75 161H74V162H75ZM79 161H80V162H79ZM83 161H84V160H83ZM51 162H54V161H51ZM71 162H72V161H71ZM74 162L70 163L71 165L68 164V162H66V163H67V165H69V166H76V165H75L76 162H75V163H74ZM30 163H31V161L29 162V167L33 166V167H31L32 170H33L34 168L38 169V167H37V166H39L38 162H37L38 165L36 164V167H35V163L32 162V163H31L32 165H31ZM39 163H41V162H39ZM49 163H45V164L43 163L44 165L47 164L46 166L41 165V166H42V170L45 169V170H44V173H46V174H48L49 171L52 172L53 169H54V168H53L54 165L52 166V163H51V165H50ZM33 164H34V165H33ZM41 164H42V163H41ZM53 164H54V163H53ZM72 164H73V165H72ZM86 164H87V166H91V167L94 168V166H93V165H90V163H89V164L86 163ZM48 165H49L48 168L50 169V167H52V168H51L52 170L46 171V170H48V168H47ZM77 165H79V164H77ZM41 166H40V167H41ZM80 166H78V168H79ZM95 166H96V165H95ZM44 167H45V168H44ZM91 167H88V168L93 169V168H91ZM97 168H98V167H97ZM36 169H34V170H36ZM79 169L81 170L82 168H79ZM95 169H96V167H95ZM95 169H93L92 171H97V170H98V172H100L99 169H97V170H95ZM201 169H202V168H201ZM201 169H200V170H201ZM29 170H30V169H29ZM29 170H28V172H27V174L29 173L28 175H27V174H24L25 172H23L22 170H20V172L22 171L23 174H21L19 171H17V172L20 174V176L18 175L17 172H15V173H17V175H18V176H16V174H15L16 177L13 175V173H14L13 171H15V170H12L10 176L13 175V177L11 176V177H12V180H14V181L17 180V183H18V180H19L20 178L22 179L23 177H25L24 175H27L26 177H28V176L30 175V173H32V174L34 173L33 171H31V170L29 171ZM39 170H40V169H39ZM83 170H82V171H83ZM36 171H38V170H36ZM36 171H35V172H36ZM204 171H205V170H204ZM206 171H207V170H206ZM252 171H256V169L254 168ZM259 171H260V170H259ZM259 171H258V172H259ZM12 172H13V173H12ZM260 172H261V171H260ZM36 173H37V172H36ZM38 173H39V171H38ZM256 173H257V172H255L254 175H256ZM32 174L29 176V177H31V178H30L31 181H30L29 178H28V180L23 181L24 183L21 182V186H23V187L25 188V186H26L27 184L29 185V183H27V184H25V183H26V182H29V181H30V183H31V182H32V178L34 179V177H36V176H34V175H37V177H38V174H33V175H32ZM67 174H68V175H67ZM67 174L64 175L65 177L67 176V177H66L67 179L65 178V180H64V178H63L64 176H63V177L61 176V179H59L60 181H62V178H63V180H64L65 182H63V183H60V181L57 182L58 184H59V183H60V184H63L62 187H61V185H59V186L57 185L58 188L61 187L60 190H59V189L56 190L57 186L55 185V183H54V185H55V188H54V189H53V187H54L53 183H51V184L49 183V188H46V185H48V184L44 185V186H45V190H47V191H49L48 189L51 190V187L53 186V187H52L53 192L51 193V191H52V190H51V191L49 192V195H47L48 192L46 193V192H44V190H42V191L44 192V195H41V194H43V192H41V190L36 191V192H39V191H40L41 194H38V193L33 194L34 191L31 193V192H30V188H29V187L27 188L28 185L26 186V189H28V191H27L26 189H23V187H21V190H19L20 187H18V186H20V183H19V185H17V183H16V184H15V187H16L15 189L19 190L18 193L16 192L17 190H14V193H16V196L20 193V195H21L22 197H24V199L27 198L26 200H28V198L30 197V199H29L30 202H29V200H28V201L24 200V199H23L21 196H19V195L17 196V197H19V199H18L16 196L13 197V194H14V193L11 192V190H8V191H10V193H11V195L9 194V197H11V198L8 199V202H14V200H16V198H17L18 200H20V198H21V199L24 200V201H22V202H23L22 204H20V203H21V202H20L21 200H20V201L16 200L15 202H19L20 206L22 205L24 208H23V207L20 208L19 205H18V206H14V205H12V206H14V208L16 207V208H15L16 210H20V211H21V212H20V215H21V216H19V214H18L19 212H17L18 215H17L16 212H15V214L17 215V219H16V215L14 216V213L12 212V211H14V210H12L10 204H9L10 207L7 205L8 203L6 204V202H7L6 200H7V199H6V200L4 199V200L6 201L5 204H6L7 206H6V205H5V206L7 207V209H6V208L4 207V205H3L4 208H1V212H2V210L4 209V210H5L4 213L6 214V213H8L7 210H8L9 208H11L10 210H12V211H11V212L9 211V213H11L12 215L10 216V215L7 214L8 216H5L4 213H2L3 215H1V217H0V219H1V220H0V264H9V263L12 264L11 261L15 262V264H27V263H29V264H33L34 262L37 261L36 259H38V258H39V259H38L37 262H38L39 264H41V263L43 264V260L45 261L46 264H47V263L50 264V260H52V261H51V264H53V263H56V264H57V263H58V259H61V260H59V264H60V262H61L62 264H64L65 262H67L68 264H76V262H77V263L80 262V263H78V264H84V263H85V264H97V263H94V262L96 261V259H95V258H96V256H95L96 253H95L94 251L97 250L96 248L98 247V244H97L96 248L94 247L95 250H93V249H94V248H93V244L96 245L95 240L93 239L94 242L92 241V242H93V244L91 243L92 246H91L90 243H89V244H90V245H89L88 243L85 242L86 239L88 240V239H90V238H94V236H95V235H93V236L91 237L90 230H93V229H94V226H95V224L92 225L91 223H96V224H98V226H99V222H98V221H97L98 223L96 222V218H97V217H96L95 215L93 216V214H94V213H93V214L91 215L90 219H91L92 217H93V218L96 217V218H95V221L93 222V221L91 220V221H92V222H91L90 219H89V221H88L89 223L87 222V224H88V225L90 224L89 226H91V225H92V226H91V227L87 226V228H86L87 230L85 229V230L83 231V230H81V229H84L82 226H81L82 228H80V227H79L80 225L77 226L78 224L75 225V224H74L75 222H73L74 219H75L79 214L77 215V214L75 213V216H76V215H77V216H76V217L74 216V217H75V218H74L73 216H71L72 213H70V211H67L68 208L71 207V203H73V202H71V201L69 202V200L73 197V196H72L71 198H69L71 195H70V196H67V195L69 194V192L72 193V192L75 191L74 194L72 193V194L74 195V197L72 198L73 201H76V202H77V200H78V202H79V200H81V198L84 200V198H85L84 195H85V194L87 195V193H88V194L90 193V188H87L88 184H86V182H88L89 179H87L88 176H86V175H85L86 178L84 177V179H87L88 181H87V180L84 181V179L80 178L79 175H78V177H79L80 179H79L78 177L76 178L75 175L73 176V175H72L73 173H72V174L67 173ZM257 174H259V173H257ZM76 175H77V174H76ZM83 175H84V174H83ZM7 176H8V178L10 177L9 175H7ZM21 176H22V177H21ZM32 176H34V177H32ZM68 176H69V177H68ZM17 177H18V179H14V178H17ZM37 177H36V179L34 180V182L37 181V179H38ZM8 178H7V179H8ZM21 179H20V180H21ZM25 179H26V178H25ZM78 179H79V180L82 179L81 182H80ZM20 180H19V182H20ZM23 180H24V178H23ZM8 181H11L10 178L8 179ZM21 181H22V180H21ZM83 181H84V182H83ZM4 182H6V181H4ZM12 182H13V181H12ZM34 182H32V183H34ZM7 183H8L9 186L11 185V182H10V184H9V182H7ZM7 183H6V184H7ZM64 183H66L67 186L70 185L71 188H70L69 186H68V187H69L70 189H73V190L71 191V190H69V188H68L69 191H68V193H67V192H66V191H67V190H66L67 187H66V188H65V191H64L63 187L66 186V185H64ZM89 183H90V182H89ZM251 183H252V182H251ZM6 184H5V185H6ZM23 184H25V185H23ZM246 184H247V185H250V187H251V186H255V187H256V185H251V184H248V183H246ZM13 185H14V184H13ZM13 185H11L12 188H13ZM16 185H17V186H16ZM51 185H52V186H51ZM244 185H245V184H243V186H244ZM243 186H242V187H243ZM6 187H7V185H6ZM17 187H18L19 189H18ZM47 187H48V186H47ZM89 187H91V186L89 185ZM244 187H245V186H244ZM246 187H247V189H249V188H248L249 186H246ZM255 187H254V188H255ZM4 188H5V187H4ZM9 188H10V187H9ZM254 188H250V189H251V190H252V189L254 190ZM43 189H44V187H43ZM88 189H89V192H87ZM242 189H243V188H242ZM247 189H246V190L243 189V190H245L244 193L242 192L243 190H242V191L240 190V191H241L242 194H245V192L248 191ZM250 189H249V190H250ZM4 190H7V189L5 188ZM54 190H55V191H54ZM253 190H252V191H253ZM8 191H7L6 193H9ZM12 191H13V189H12ZM31 191H32V190H31ZM4 192H5V191H3V193H4ZM86 192H87V193H86ZM12 193H13V194H12ZM34 193H35V192H34ZM248 193H250V191H248L247 194H248ZM6 195H7V194H6ZM6 195H4V197H5ZM203 195H205V198H206V199H203V198H204ZM206 195H209V194L197 195V197L199 196L200 199H201V197H202V199H201L202 201H199V202H200V205H201V204L203 203V201H204V203L202 204L203 207L206 206V208H208V209H210V210H211V208L213 207V209H214V207H216V206H213V205H215V204H214L213 202H211L212 196L209 195L208 197H210V196H211V197H210V199H208V197H206ZM28 196H29V197H28ZM2 197H3V195H2ZM9 197L6 196L5 198H9ZM12 197H13V198H12ZM15 197H16V198H15ZM67 198L69 199L68 201H67ZM195 198H196V196H195ZM195 198H193L194 200L192 199V200H193V201L191 202L192 204L194 203V201H196ZM235 198H236V197H235ZM11 199H12V200H11ZM13 199H14V200H13ZM32 199H33V201H35L37 204L33 203V201H31ZM65 199H66V201L68 202V205L70 204L69 207H67L68 205H67ZM197 199H198V198H197ZM236 199H238V198H236ZM83 200H81L80 202L82 203ZM206 200L209 201L210 204H209ZM238 200H239V202H240V199H238ZM43 201H45V202H43ZM221 201H222V203L224 202L223 199H221ZM229 201L232 202L233 204H235V203L233 202V199H231V200L228 199V203H226V206H227L228 204H231V205H230V208L233 209L232 207H234V206H232V203H230ZM234 201H235V199H234ZM15 202H14V204L17 205ZM24 202H25L26 204H29V203H30V206L27 205V208H28V209L25 210V211H27L26 213H25V211L22 212L24 209H26V205H25ZM76 202H74L73 204H75ZM80 202H79V204L76 205V207L79 208V206H80ZM199 202H198V204H197V202H195V204H197V206H198V205H199ZM236 202H238V201H236ZM31 203H33V205H35V206L37 207V209H36V207L33 206ZM41 203H44V206L47 205V206H46L47 208L44 207V209H42V210L39 209L40 207H41V208L43 207V206H40V207H39V205H41ZM207 203H208L209 205H206ZM3 204H4V202H3ZM11 204H13V203H11ZM49 204H51V207H49ZM73 204H72V205H73ZM204 204H205V205H204ZM211 204H213L212 207H210ZM223 204H224V203H223ZM236 204H237V203H236ZM236 204H235V207H234V208H235V209H234V212L231 211V212H232V215H233L234 213H236L235 210L237 209V207H238V205H239V204H237V205H236ZM24 205H25V206H24ZM42 205H43V204H42ZM65 205H66V206H65ZM200 205H199L198 207H196V208H197V209H196V208H195L196 205L194 206V204H193V206H194V207H192V208H193V211H194V212H195V211H197V212L199 211V212H200V209H201L200 207H202V206H200ZM31 206H32V208H31ZM64 206H65V207H64ZM226 206H225V207H226ZM1 207H2V206H1ZM8 207H9V208H8ZM29 207H30L31 209H34V210H33V211L30 210ZM73 207H74V205L72 206V208H73ZM209 207H210V208H209ZM228 207H229V205H228ZM239 207H240V206H239ZM239 207H238V208H239ZM14 208H13V209H14ZM18 208H20V209H18ZM49 208H50L51 210H50ZM65 208H66L67 210H66ZM194 208H195V209H194ZM204 208H205V207H204ZM216 208H218V207H216ZM223 208H224V207H223ZM226 208H227V207H226ZM226 208H224V209L226 210ZM230 208H229V209H230ZM245 208H247V206H246ZM249 208H251V206H250ZM249 208H248V209H249ZM21 209H23V210H21ZM48 209L50 210L49 212H48ZM208 209H207V210H208ZM240 209H244V208H242V206H241V208H239V209H237V210L241 211ZM251 209L254 210L253 208H251ZM257 209H259V208H257ZM28 210H30V211H28ZM44 210H45V211H44ZM64 210H66L69 214H68L67 212H65ZM6 211H7V212H6ZM193 211L191 210V213H192ZM203 211H204V210H203ZM205 211H206V210H205ZM221 211H222V212H226V211H227V214H228V215L226 214L227 216H229L230 213H231L230 210H228V209H227L226 211H223V210H221ZM239 211H237V212H239ZM243 211H244V210H243ZM243 211H242V213H243ZM259 211L261 212V209H260ZM64 212H65V213H64ZM194 212L192 213V214H194V215H193L194 218L191 217V214H189V217H191V218L189 219V217H188V219L191 220V221H188V222H193V225H194V228H192L193 230L191 229L192 231H189V234L192 232L191 235L193 234V235L197 238V235H195V234L198 233V237L202 238V233H203L204 228H208L207 231L205 230L206 233L208 232V234H207L208 236H209V235H213V234H214V236H215V234H216L217 232H220L221 230H222V232H223L222 227H224L225 225L223 224V225L220 226L219 223H218V221H217L218 219H216L217 224H215V222H213V225H210L211 222H212V220H211V222L207 224V225H209V227L206 226V224H205L206 222H202V223H204V224H202V226H203V225H204V226H203V228H201V221H203V219H201V217H200L199 215H200L201 213H203V212H202V209H201V213L198 212L199 215H196L197 212H195L196 214H195ZM228 212H229V213H228ZM251 212H252L253 214H255V211H251ZM260 212H259V214H260ZM24 213H25V214H24ZM66 213H67V215H70V216H71L70 220H69V218H68V217H70V216H67V215H66L67 217L64 216ZM244 213H246V209H245V212H244ZM244 213H243V216H244V215H247V214H244ZM249 213H250V211H249ZM257 213H258V211H257ZM257 213L255 214L256 217H257ZM23 214H24V215H23ZM73 214H74V213H73ZM250 214H251V213H250ZM262 214H263V211H262ZM262 214H261V215H262ZM195 215H196V216H195ZM202 215H204V214H202ZM226 215H225V213H224V217H226ZM234 215H235V214H234ZM236 215H237V213H236ZM241 215H242V214H241ZM251 215H252V214H251ZM255 215H254V216L252 215V216L255 217ZM4 216H5V218H4ZM79 216H80V215H79ZM230 216H231V215H230ZM252 216H251V217H252ZM259 216H260V215H259ZM7 217L10 218L11 220L7 219ZM11 217H14L15 220H14V219L12 220ZM65 217H66V218H65ZM199 217H200V218H199ZM202 217H205L206 220L208 219V218H206V217H207L206 212H205V216H202ZM221 217H223V216H221ZM234 217H235V216H234ZM234 217H233V218H234ZM237 217H238V216H237ZM237 217H236V218H237ZM240 217H241V216H240ZM248 217H250V215H248ZM253 217H252V220H253ZM260 217H263V216H260ZM2 218H3V219H2ZM236 218L233 219V220L235 221ZM63 219L67 220V221H66L67 224L64 225V224L62 223V225H64L65 227L62 226V229H61V222L63 221ZM76 219H78V217H77ZM97 219H98V218H97ZM223 219H225V218H223ZM227 219H228V218H227ZM227 219H226V222H227ZM231 219H232V218H229L228 222L232 223L233 220L230 221ZM240 219H246V220H247L246 216H245L244 218H240ZM249 219H250V218H249ZM249 219H248V220H249ZM258 219H259V217L256 218V220H258ZM45 220H46V222H45V225H44V222H43V221H45ZM72 220H73V221H72ZM98 220H99V219H98ZM220 220H221V218L219 219V222H221ZM237 220H238V219H237ZM256 220L254 219V221H256ZM259 220H261V218H260ZM47 221L51 222V223L48 222V224H50V225H47ZM71 221H72L73 223H72ZM77 221H78V220H77ZM77 221H76V223H78ZM208 221H209V219H208ZM208 221H207V222H208ZM222 221H223V220H222ZM224 221H225V220H224ZM224 221H223V222H224ZM242 221H244V220H242ZM262 221H263V219H262ZM63 222H64V221H63ZM68 222H69V225H68ZM90 222H91V223H90ZM236 222H239V221H236ZM259 222L261 223V221H259ZM39 223H40V224H39ZM41 223H43L44 227H47L46 229H48V228L50 227V229H48V230H49L48 232H50V230L53 228L54 231L52 232V234H53L54 232H55V234H53V235H52L53 237H51V238H54V235H55L54 240H52V239L50 238L51 241H49V238H47V237H50L51 235L49 236L47 230H45V228H44V229L42 228V224H41ZM59 223H60V224H59ZM64 223H65V222H64ZM70 223H71L72 225H71ZM256 223H257V222H256ZM260 223H257V226L262 224V223H261V224H260ZM58 224H59L60 226H59ZM73 224H74V225H73ZM189 224H191V223H189ZM228 224H229V223H226V228H227ZM39 225H40V226H39ZM46 225H47V226H46ZM51 225H53V226H55V225L59 226L60 229H61V231H63V232H61L60 229H59L57 226H56L57 228L55 229V228L52 227ZM66 225H68L69 227L67 226V228H66ZM191 225H192V224H191ZM193 225H192V227H193ZM229 225H230V224H229ZM262 225H263V224H262ZM34 226H38V229H37V227L34 228ZM73 226H74V227H73ZM76 226H77V227H76ZM96 226H97V225H96ZM205 226H206V227H205ZM219 226H220L221 228H219ZM72 227H73V228H72ZM78 227H79L80 229H79ZM92 227H93V228H92ZM31 228H32V229L34 228V230L37 229V231L35 230L37 233L35 232V234H34V230H32V231H33V234H31V233H32L31 231H30V232H31L30 234H29V233L27 234L28 230H31ZM63 228H64V229H63ZM71 228H72V229H71ZM88 228H89V230H88ZM90 228H92V229H90ZM189 228H190V227H188V230H190ZM258 228H260V227H258ZM65 229H66V232H67V229L69 230V231L67 232V235L65 234L66 232H64ZM73 229H74L75 231H74ZM97 229H98V228H97ZM224 229H225V228H224ZM260 229H261V228H260ZM260 229H259V230H260ZM26 230H27V232H26ZM41 230H42V231H41ZM43 230L46 231L47 236L45 235L46 233H45ZM80 230H81V231H80ZM94 230H96V229H94ZM188 230H187V231H188ZM194 230H195V231H194ZM196 230H197V231H196ZM219 230H220V231H219ZM51 231H52V230H51ZM73 231H74V232H73ZM82 231H83V232H86V236H87L88 234H89L90 236L88 235V236H89L88 238L85 236L86 238L83 239L85 234H84ZM87 231H88L89 233H87ZM187 231H185V236H187V234H188ZM193 231H194V232H193ZM198 231H199V232H198ZM200 231H201L202 233H201ZM205 231H204L203 234H206ZM39 232H44L45 234H43V236H42V234H40ZM58 232H59V233H58ZM60 232L63 233V234L60 235V234H61ZM69 232H71L72 235H71V234H68ZM76 232H77V233H76ZM186 232H187V234H186ZM38 233H39V234H38ZM75 233H76V234H75ZM81 233H83L84 235L81 234ZM92 233H93V232H92ZM200 233H201V235L199 236ZM209 233H210V234H209ZM56 234H57V235H56ZM73 234H74L75 236H74ZM93 234H94V233H93ZM191 235H189V236H191ZM193 235H192V236H193ZM218 235H219V234H218ZM41 236H42V237H41ZM44 236H45V237H44ZM56 236H57V237H56ZM61 236H62V237L65 236V237H63V240H62V237H61ZM66 236H68L67 238H68L69 240H67ZM189 236H188V237H189ZM192 236H191V237H192ZM204 236H206V235H204ZM40 237H41L42 239H41ZM39 238H40V241H42V240L44 239L43 241H44L45 243H46L47 240H48V242H47L46 244L42 241V244H43V243L45 244V245L43 246V248H42V246H40ZM56 238H57V239H58V238H59V239L61 238L59 241L61 242V240H62L64 243H62V242H61L62 244L59 243V241H58ZM64 238H65V239H64ZM46 239H47V240H46ZM55 239H56V240H55ZM96 239H97V238H96ZM45 240H46V241H45ZM91 240H92V239H91ZM52 241H54V243H53ZM55 241H58V242L56 243ZM65 241H68V243L71 242L73 245H72L71 243H69L70 246H68V245L65 243ZM96 241H97V240H96ZM87 242H90V241H87ZM83 243H84V244L86 243V245L88 244L89 246H91V247H90L91 249L89 248L88 245H87L88 248H87V246L84 247V244H83ZM49 244H51V245H50V248H49ZM53 244H54V245H53ZM59 244H61L60 246H61L63 252H61V248H60V251L56 249V247H57V248L60 247V246H58ZM64 244L67 245V248L69 247L70 249L74 246V248H75L76 250L74 251V248H72L73 250H70V251H71V254L75 252V253H74L75 256H76L75 258L78 259V260H76V259L74 258V256H73L74 254H72V257H71V255L69 254L70 252L67 253V251L69 250V248L66 250L65 247H64ZM36 245H37V246H36ZM38 245H39V248H41V249L43 250V252H42V250L38 249ZM46 245H47V247H46ZM55 245H57V246H55ZM95 245H94V246H95ZM52 246H53V247L55 246V247L53 248ZM62 246H63V247H62ZM32 247H36V248L33 249ZM77 247H78L79 250H80V249H81V250H80V251L77 250ZM29 248H32V250L30 249V251H28ZM45 248H46V249H45ZM92 248H93V249H92ZM53 249H54V250H53ZM63 249H64V250H63ZM39 250L41 251V253L39 252ZM45 250H46V251H45ZM48 250H49V251H48ZM50 250H52V251H50ZM56 250H57V251H56ZM36 251H38V252H37V255H36V256H39L38 258H36L35 255L32 256V253L35 252V253H33V254H36ZM47 251L50 252V254H48ZM64 251H66V252H64ZM76 251L79 252V253H77ZM81 251H82V252H81ZM27 252H28V253H27ZM31 252H32V253H31ZM45 252H47V253H45ZM55 252H56V254H57V253L59 254V253L61 252V254H59V255H62V253H63L64 256H58V255H56L55 257H52V255L54 256V253H55ZM96 252H97V251H96ZM38 253H39V255H38ZM43 253H45V254H44L45 256L43 255ZM52 253H53V254H52ZM64 253H66L67 256H69V255H70V256L67 257ZM81 253H83V254H81ZM46 254L49 256V258H48V259H49V262H48V260H47V257H46L47 255H46ZM51 254H52V255H51ZM76 254H78L79 256L76 255ZM80 254L83 255L82 260H81V255H80ZM21 255H22V257H21ZM24 255H25V256H24ZM84 255L86 256V257H85L86 259L84 258ZM26 256H28V257H26ZM30 256H31V258H29ZM40 256H41V257H40ZM43 256H44V258H43ZM50 256H51V259H50ZM93 256H95V258H94L95 261H93V260H94V259H93ZM23 257H24V258L26 257V258L24 259ZM65 257H67V258H65ZM78 257H80V258H78ZM22 258L24 259V261H21V260H23ZM27 258H28V261L26 262L25 260H27ZM40 258H41V259H40ZM42 258H43V260H42ZM69 258H72L73 263H72V261H71ZM73 258H74V259H73ZM83 258H84V260H86V261L83 262ZM29 259H30V260H29ZM53 259H54V260L57 259V260H55V261L53 262ZM46 260H47V262H46ZM69 260H70L71 263L69 262ZM74 260H76L75 263H74ZM40 261H41V262H40ZM56 261H57V262H56ZM81 261H82V262H81ZM16 262H17V263H16ZM23 262H26V263H23ZM63 262H64V263H63ZM96 262H97V261H96ZM38 263H35V264H38ZM13 264H14V263H13ZM98 264H99V263H98Z\"/></svg>","mask_w":264,"mask_h":264}]
</instances>
